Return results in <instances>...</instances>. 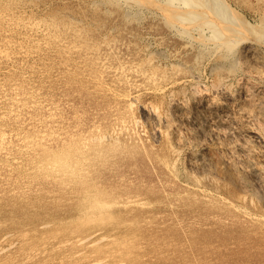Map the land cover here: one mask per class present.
<instances>
[{"label": "rangeland", "instance_id": "374dc122", "mask_svg": "<svg viewBox=\"0 0 264 264\" xmlns=\"http://www.w3.org/2000/svg\"><path fill=\"white\" fill-rule=\"evenodd\" d=\"M0 0V264H264V219L258 220L245 215L242 211L230 206L217 195H206L194 187V184L206 186L209 190L230 199L237 200L254 213L264 212V197L250 195L243 201L239 198V189L235 184L222 181L216 170L213 174L198 178L199 174L191 172L187 154L182 153L177 161L171 150L172 141L177 143L182 139L176 118H185L190 110L175 108L169 105L167 94H185L192 98V88L188 84L176 83L164 89L168 78L184 79L188 70L193 69L201 74L205 83H211L212 63L208 64L210 52H205L196 42L188 41L186 34L174 28L158 8L142 5L126 6L122 0ZM27 3H26V2ZM47 1V2H46ZM105 1V2H104ZM160 1V0H158ZM231 7L250 22L264 23V0H226ZM244 1V2H243ZM12 2V3H11ZM30 2V3H29ZM68 4H67V3ZM75 2V3H74ZM80 2V3H79ZM85 2V3H83ZM87 2V3H86ZM91 2V3H90ZM94 2V3H93ZM252 2V3H251ZM37 3V4H35ZM44 3V4H43ZM48 3V4H47ZM52 3V4H51ZM64 3V4H63ZM101 3V4H100ZM14 4L16 6H14ZM57 4V5H56ZM73 6H70V5ZM82 4V5H81ZM88 4V5H87ZM100 4V5H97ZM104 4V5H103ZM117 4V7H116ZM248 4V5H247ZM251 4V5H249ZM8 5V6H7ZM13 6V9L11 7ZM31 6V7H28ZM46 5V6H45ZM59 5V6H58ZM64 5V6H63ZM79 5V6H78ZM92 5V6H91ZM103 5V6H102ZM235 5V6H234ZM48 6V7H47ZM62 6V7H61ZM76 6V7H75ZM134 6V7H133ZM8 7L10 9H8ZM23 7V8H22ZM27 7V8H26ZM36 7V8H35ZM40 9L38 10V8ZM46 7V8H45ZM60 7V8H59ZM74 7V8H73ZM86 7V8H85ZM98 7V9H97ZM101 7V8H100ZM106 9H105V8ZM138 7V8H137ZM251 7V8H250ZM4 8V9H3ZM17 10H16V9ZM25 8V9H24ZM54 8V9H53ZM66 8V9H64ZM69 8V9H68ZM76 8V10H75ZM85 8V9H84ZM115 8V10H114ZM128 8V9H127ZM132 9V11L130 9ZM147 8V9H146ZM154 8V9H153ZM243 8V9H242ZM260 8V9H259ZM43 9V10H42ZM78 9V10H77ZM97 9V10H96ZM105 9V10H103ZM109 9V10H108ZM127 9V10H126ZM140 9V10H139ZM142 9V10H141ZM14 10V11H13ZM29 10V11H28ZM45 10V11H44ZM50 12H48V11ZM53 10V11H52ZM56 10L58 12H56ZM69 10V11H68ZM81 10V11H80ZM107 10V11H106ZM112 10V12H111ZM130 10V11H129ZM134 10V13H133ZM138 10V11H136ZM148 10V11H147ZM152 10V11H151ZM244 10V11H243ZM247 12H246V11ZM260 10V11H259ZM263 10V11H262ZM17 11V14L15 13ZM24 11V12H23ZM26 11V13H25ZM35 11V12H34ZM37 11V12H36ZM47 11V12H46ZM64 11V12H63ZM66 11V12H65ZM71 11V12H70ZM74 11V12H73ZM77 11V13H76ZM93 11V13H92ZM97 11V12H96ZM127 11V12H126ZM136 11V12H135ZM145 11V12H144ZM14 14H13V13ZM21 12V13H20ZM32 12V13H31ZM46 12V14L44 13ZM61 12V14L59 13ZM73 12V13H72ZM87 12V13H85ZM107 12V13H106ZM109 12V13H108ZM117 12V13H116ZM125 12V13H124ZM151 12V13H150ZM6 13V14H5ZM25 13V14H24ZM53 13H55L53 15ZM58 13V15H57ZM63 13V14H62ZM66 13V14H65ZM69 13V14H68ZM71 13V14H70ZM113 13V14H112ZM124 15H123V14ZM137 13V14H136ZM139 13V14H138ZM141 13V14H140ZM150 13V14H149ZM2 14V15H1ZM11 14V15H10ZM23 14V15H22ZM27 14V15H26ZM37 14V15H36ZM54 16L52 17L51 16ZM60 14V15H59ZM68 14V15H67ZM92 14V15H91ZM103 14V15H102ZM118 14V16H117ZM135 14V15H134ZM145 14V15H144ZM252 14V15H251ZM31 15V16H30ZM41 15V17H40ZM62 15V16H61ZM85 15V16H84ZM116 15V16H115ZM121 15V16H120ZM138 15V16H137ZM142 15V16H141ZM159 15V16H158ZM163 15V16H161ZM5 16V17H4ZM12 16V17H11ZM17 16V17H16ZM49 16V17H48ZM57 16V17H56ZM60 16V17H58ZM72 16V17H71ZM74 16V17H73ZM76 16V17H75ZM108 16V17H107ZM115 16V17H114ZM136 16V17H135ZM154 16V17H153ZM19 17V18H18ZM24 17V18H23ZM45 17V18H44ZM63 17V18H62ZM69 17V18H68ZM86 17V18H85ZM99 17V18H98ZM102 17V18H101ZM114 17V18H113ZM135 17V18H134ZM156 17V20L153 19ZM4 18V19H3ZM7 18V19H6ZM10 18V19H9ZM23 18V20H22ZM58 18V19H57ZM76 18V19H74ZM106 18V19H105ZM126 18V19H125ZM134 20H132V19ZM144 18V19H143ZM253 18V19H252ZM13 21H12V20ZM21 19V20H20ZM25 19V20H24ZM35 19V20H34ZM40 19V20H39ZM57 19V20H56ZM72 19V20H71ZM74 19V20H73ZM82 19V20H81ZM92 19V20H91ZM95 21H94V20ZM98 19V21L96 20ZM167 19V20H166ZM16 20V22H15ZM20 20V21H19ZM50 20V21H49ZM62 22H61V21ZM68 20V21H67ZM140 20V22H139ZM259 20V21H258ZM6 21V22H5ZM18 21V22H17ZM41 21V22H40ZM44 21V22H43ZM46 21H49L48 23ZM57 21V22H56ZM70 21V22H69ZM78 21V22H77ZM79 21H81L79 23ZM84 21V22H83ZM88 21V22H85ZM100 21V22H99ZM102 21V22H101ZM106 21V22H105ZM125 21V22H124ZM131 21V22H130ZM142 21V22H141ZM10 22V23H9ZM22 22V23H21ZM23 22H25L23 24ZM40 22V23H39ZM46 22V23H45ZM78 24H76V23ZM90 22V23H89ZM93 22V24L91 23ZM97 22H99L97 24ZM104 22V23H103ZM118 22H120L118 24ZM128 22V23H127ZM137 22V23H136ZM153 22V23H152ZM21 23V24H19ZM30 25H29V24ZM34 23V24H32ZM38 23V24H36ZM44 23V24H43ZM57 23V24H56ZM83 23V24H82ZM85 23V24H84ZM102 25H101V24ZM134 23V24H133ZM144 23V24H143ZM163 25H162V24ZM257 23V24H256ZM7 24V26L5 25ZM19 24V27H17ZM28 24V25H27ZM42 24V25H41ZM72 24V25H71ZM90 24V25H89ZM108 24V25H107ZM143 24V25H142ZM172 24V25H171ZM6 27H5V26ZM14 25V26H13ZM25 27H24V26ZM37 25V26H36ZM45 25V26H44ZM53 25V26H52ZM64 25V26H63ZM83 25V26H82ZM113 25V26H112ZM116 25V26H115ZM121 25V26H120ZM143 27H142V26ZM153 25V26H152ZM156 25V26H155ZM22 26V27H21ZM40 26V27H39ZM72 26V27H71ZM85 26V27H84ZM87 26V28H86ZM96 28H95V27ZM124 26V27H123ZM138 26V27H137ZM145 26V27H144ZM151 26V27H150ZM155 26V27H154ZM165 26V27H164ZM12 27V28H11ZM32 27V28H31ZM42 27V28H41ZM46 27V29H45ZM65 29H64V28ZM70 27V28H69ZM113 27V28H112ZM116 27V29H115ZM133 27V28H132ZM137 27V28H136ZM150 27V28H149ZM153 27V30H152ZM23 28V29H22ZM34 28V29H33ZM41 28V29H40ZM51 28V29H50ZM56 28V29H55ZM69 28V29H68ZM74 28V29H73ZM78 29V31L76 30ZM91 31H90V29ZM95 28V30H94ZM104 28V30H103ZM109 28V29H108ZM128 28V31H127ZM132 28V29H131ZM147 28V29H146ZM7 29V30H6ZM10 29V30H9ZM11 29H14L13 31ZM34 31H33V30ZM40 29V30H39ZM50 29V30H49ZM59 29V30H58ZM67 29V30H66ZM72 29V31L70 30ZM86 29V30H85ZM108 32V30H110ZM121 31H119V30ZM122 29H126L125 31ZM143 29V30H142ZM18 30V31H17ZM27 30V31H26ZM55 30V31H54ZM63 30V31H60ZM80 30V31H79ZM88 30V31H87ZM99 30V31H97ZM116 30V31H113ZM142 30V31H141ZM179 30V32H178ZM10 31V32H8ZM16 31V32H15ZM19 31L21 33H19ZM37 31V32H36ZM44 31V32H43ZM53 31V32H52ZM60 31V32H59ZM68 31V32H67ZM86 31V32H85ZM89 31L91 32L89 34ZM119 31V32H118ZM139 31V32H138ZM149 33H148V32ZM162 31V32H161ZM14 32V33H13ZM18 32V33H17ZM33 32V33H32ZM73 32H77L76 34ZM79 32V33H78ZM94 32V34H93ZM100 32V33H99ZM127 32V33H126ZM134 32V33H133ZM145 32V33H144ZM154 32V33H152ZM160 32V33H159ZM9 33V34H8ZM13 33V34H12ZM17 35H16V34ZM25 33V35H24ZM35 33V34H34ZM42 33V34H41ZM50 33V34H49ZM55 33V34H54ZM58 35H57V34ZM64 33V34H63ZM72 35H71V34ZM82 33V34H81ZM86 33V34H85ZM106 33V34H105ZM109 33V34H108ZM112 33V37L110 34ZM114 33V35H113ZM119 33V34H118ZM131 33V34H129ZM156 33V34H155ZM165 33V35H164ZM180 33V34H179ZM183 33V34H182ZM19 34V35H18ZM32 34V35H31ZM48 36H47V35ZM53 34V35H52ZM67 34V35H66ZM78 34V35H77ZM104 34V35H103ZM125 34V35H123ZM133 34V35H132ZM139 34V35H138ZM145 34V35H144ZM152 34V35H151ZM163 34V36H161ZM8 35V36H7ZM14 35V36H12ZM38 35V36H37ZM59 37V38H57ZM69 35V36H68ZM75 35V36H74ZM82 37H80V36ZM89 35V36H88ZM99 35V37H98ZM132 35V36H131ZM156 35V36H155ZM160 35V36H159ZM168 35V36H167ZM12 36V37H11ZM24 36V40H23ZM31 36V38H29ZM62 36V37H61ZM79 38H77V37ZM96 36V37H94ZM101 36H107L105 39ZM122 38H119L121 37ZM124 36V37H123ZM136 36V38L134 37ZM138 36V37H137ZM158 36V37H157ZM17 37V39H16ZM26 37V38H25ZM47 39H45V38ZM55 37V38H54ZM61 37V38H60ZM74 37V38H73ZM94 37V38H93ZM118 39H117V38ZM132 39H131V38ZM144 37V38H143ZM152 37V38H151ZM157 37V38H156ZM172 37V38H171ZM15 38V39H14ZM19 38V39H18ZM35 38V39H34ZM72 38V39H71ZM81 38V39H80ZM86 38V39H85ZM89 38V39H88ZM95 38H100L95 40ZM116 38V40H114ZM127 38V39H126ZM147 40H146V39ZM154 38V39H153ZM161 38V39H160ZM170 38V40H169ZM185 38V39H184ZM4 41L2 42L1 40ZM34 39V41H33ZM39 41H36L38 40ZM69 39V40H68ZM89 41H88V40ZM92 39V40H91ZM113 39V40H111ZM125 39V40H124ZM140 39V40H139ZM142 39V40H141ZM157 39V40H156ZM164 39V41H163ZM166 39V40H165ZM175 39V40H174ZM178 39V40H177ZM181 39V40H180ZM45 42H44V41ZM56 40V41H55ZM58 40L59 42L58 44ZM65 40V44L63 41ZM71 40V41H70ZM103 40V41H102ZM124 40V41H123ZM133 40V41H132ZM154 40V41H153ZM10 41V42H9ZM13 41V42H12ZM22 41V42H21ZM24 41V43H23ZM30 41V42H29ZM42 41V42H41ZM88 42L86 46L85 43ZM94 41V42H93ZM98 41V42H97ZM107 41V42H106ZM112 41V42H111ZM114 41V42H113ZM139 41V42H138ZM143 41V42H142ZM148 41V42H147ZM15 42V44H14ZM29 42V43H28ZM34 42V43H33ZM44 42V43H43ZM57 44H56V43ZM71 42V43H70ZM80 42V43H79ZM84 44H83V43ZM97 42V44H96ZM101 42V43H100ZM146 44H145V43ZM159 42V43H158ZM164 42V43H163ZM17 43V44H16ZM36 43V44H35ZM73 43V44H72ZM77 45H76V44ZM109 43V44H108ZM116 43V44H115ZM125 45H124V44ZM129 43V44H128ZM132 43V44H131ZM149 43V44H148ZM181 43V45H180ZM193 43V44H192ZM3 44V45H2ZM23 44V45H21ZM72 44V45H71ZM75 44V45H74ZM83 44L84 46L82 47ZM131 44V45H130ZM141 44V45H140ZM154 44V45H152ZM169 44V45H168ZM174 44V45H173ZM179 44V46H178ZM184 44V45H182ZM191 44V46H190ZM8 45V46H7ZM14 45V46H12ZM18 45V46H17ZM36 45V46H35ZM39 45V46H38ZM48 45V46H47ZM60 45V46H59ZM63 45V46H62ZM81 45V46H79ZM100 45V46H99ZM109 45V46H108ZM116 45V46H115ZM130 45V46H129ZM147 45V46H145ZM149 45V46H148ZM151 45V46H150ZM7 46V48H5ZM20 46V47H19ZM23 46V47H22ZM31 46V47H30ZM38 46V47H37ZM41 46V47H40ZM52 46V47H51ZM55 46V47H54ZM57 46V47H56ZM59 46V47H58ZM67 46V47H65ZM69 46V48H68ZM71 46V47H70ZM74 46V47H73ZM77 46H79L77 48ZM93 46V47H92ZM124 46V48H123ZM166 46V48H165ZM175 46V48H174ZM185 46V47H184ZM4 47V48H3ZM10 47V48H9ZM16 47V48H15ZM28 48L25 50V48ZM65 47V49L63 48ZM92 47L93 49H91ZM96 47V48H95ZM109 47V48H108ZM114 50H112L113 48ZM116 47V48H115ZM121 47V48H120ZM144 47V48H143ZM157 47V48H156ZM160 47V48H159ZM184 47V48H183ZM197 47V48H196ZM21 50H20V49ZM44 48V50H43ZM50 48V49H49ZM71 48V49H70ZM75 48V51L74 49ZM83 48V49H81ZM87 48V49H85ZM90 48V49H89ZM100 48V49H99ZM119 48V49H118ZM129 50H128V49ZM164 48V49H163ZM9 49V50H8ZM54 49V51H53ZM67 49V50H66ZM85 49V50H84ZM99 49V50H98ZM117 49V50H116ZM127 49V50H124ZM132 49V50H131ZM136 49V50H135ZM148 49V50H145ZM155 49V50H153ZM159 49V50H158ZM169 49V50H168ZM178 49V50H177ZM3 52H2V51ZM6 50V51H5ZM14 50V51H13ZM30 52H29V51ZM56 50V51H55ZM59 50V51H57ZM62 50V51H61ZM71 50V51H70ZM83 50V51H82ZM93 50V51H91ZM97 50V52H96ZM102 52H101V51ZM107 50V51H106ZM110 50V51H108ZM138 50V52H137ZM144 50V51H143ZM166 50V51H165ZM188 50V51H187ZM201 50V51H200ZM5 51V53H4ZM11 51V52H10ZM17 51V52H15ZM21 51V52H20ZM44 51V52H43ZM49 53L47 54V52ZM62 52V54L60 53ZM90 53H89V52ZM112 51V52H111ZM132 51V52H131ZM142 51L144 53H142ZM155 51V52H154ZM159 51V54L157 53ZM161 51V52H160ZM164 51V52H163ZM184 51V53H183ZM186 51V52H185ZM8 52V53H7ZM10 52V53H9ZM13 52V53H12ZM19 52V54H18ZM25 52V53H24ZM56 52V53H55ZM59 52V53H58ZM80 52V53H79ZM82 52V53H81ZM107 52V53H106ZM130 52V53H129ZM148 52V53H147ZM152 52V53H151ZM156 54H154V53ZM167 54H166V53ZM179 52V53H178ZM4 53V54H3ZM21 53V54H20ZM31 53V55H30ZM38 53V54H37ZM40 53V54H39ZM42 53V54H41ZM73 53V54H72ZM76 53V54H75ZM78 53V54H77ZM89 55H88V54ZM109 53V54H108ZM125 53V54H124ZM132 53V54H131ZM151 53V54H150ZM190 53V54H189ZM8 54V55H7ZM13 54V55H11ZM32 54H34L32 56ZM53 54V55H52ZM56 56H55V55ZM72 54V55H71ZM82 54V55H81ZM86 54V55H85ZM95 54V55H92ZM99 56H98V55ZM106 54V55H105ZM108 54V55H107ZM118 56H116V55ZM124 54V55H123ZM128 54V56H127ZM130 54V55H129ZM134 54V55H133ZM142 54V55H141ZM150 54V55H149ZM162 54V56L160 55ZM187 54V55H186ZM2 55V56H1ZM5 55V56H4ZM7 55V56H6ZM63 55V56H62ZM75 55V56H74ZM113 55V56H112ZM122 55V56H121ZM133 55V56H131ZM142 57H141V56ZM164 55V56H163ZM171 55V56H170ZM184 55V56H183ZM201 55V56H200ZM20 56V57H19ZM24 59H23V57ZM51 56V57H50ZM72 57V60L70 58ZM74 56V57H73ZM78 56V57H77ZM85 56V58H84ZM106 56V57H105ZM111 56V58H110ZM121 56V57H120ZM148 56V58H147ZM156 56V57H155ZM173 56V57H172ZM176 56V57H175ZM191 56V57H190ZM6 57V58H5ZM10 57V58H8ZM31 57V58H30ZM33 57V58H32ZM46 57V59H45ZM52 57L54 60H52ZM62 57H64L62 59ZM67 57V58H66ZM88 60H86L87 58ZM98 57V58H97ZM102 57V58H101ZM132 57V59H131ZM150 57V58H149ZM159 57V58H158ZM161 57V58H160ZM165 59H164V58ZM180 57V58H178ZM182 57V58H181ZM189 57V58H187ZM205 57V58H204ZM28 58V59H27ZM50 58V59H49ZM66 58V59H65ZM85 61H84V59ZM114 58V59H113ZM121 58V60L117 59ZM155 58V59H154ZM158 58V59H157ZM194 58V59H193ZM201 58V59H200ZM22 59V60H21ZM39 59V60H38ZM49 64H48V60ZM57 59V60H56ZM60 59V60H59ZM83 59V60H82ZM90 59V60H89ZM126 59V60H125ZM143 61H142V60ZM152 59V60H150ZM183 59V60H182ZM190 59V60H188ZM203 59V60H202ZM9 60V61H7ZM46 60V61H45ZM59 60V61H58ZM62 60V61H61ZM67 60V61H66ZM69 60V62H68ZM100 62H99V61ZM102 60V61H101ZM105 60V61H104ZM109 62H108V61ZM112 60V61H111ZM123 60V61H122ZM150 60V61H149ZM161 60V61H159ZM178 60V61H177ZM200 60V61H199ZM12 61V62H11ZM35 61V62H33ZM45 61V62H43ZM53 61V62H52ZM66 61V62H65ZM79 61V62H78ZM81 61V62H80ZM92 61V62H91ZM98 61V64L96 63ZM115 61V62H114ZM128 61V63H127ZM134 61V62H133ZM139 61V62H138ZM148 61V62H145ZM159 61V63L157 62ZM168 61V62H167ZM182 61V62H181ZM207 61V62H206ZM28 62V63H27ZM31 62V63H30ZM38 64H37V63ZM60 62V64H59ZM72 62V63H71ZM87 62V63H86ZM89 62V63H88ZM105 62V65L103 64ZM113 62V63H112ZM123 64H122V63ZM125 62V63H124ZM131 62V63H129ZM142 62V63H140ZM161 62V63H160ZM166 62V63H165ZM170 62H172L170 64ZM174 62V63H173ZM197 62V63H196ZM207 64H206V63ZM27 63V64H25ZM36 63V64H35ZM67 63V64H65ZM96 63V65L94 64ZM100 63V65H99ZM116 63V64H114ZM134 63V64H132ZM147 63V64H146ZM168 63V64H167ZM177 63V64H175ZM179 63V65H178ZM181 63V64H180ZM187 63V64H186ZM9 64H13L9 65ZM15 64V65H14ZM17 64V66H16ZM21 64V65H20ZM25 64V65H24ZM29 64V65H28ZM42 64V65H41ZM44 64V65H43ZM54 64V66H53ZM69 64V65H68ZM76 64V65H75ZM85 64V65H84ZM93 64V65H92ZM102 64V65H101ZM119 64V65H118ZM130 64V66H129ZM137 64V65H136ZM161 64V65H160ZM163 64V65H162ZM190 64V65H189ZM198 64V65H197ZM199 64H202L201 66ZM206 64V66H205ZM8 65V67L6 66ZM19 65V67H18ZM23 65V66H22ZM46 65V66H45ZM51 65V66H50ZM62 65V66H61ZM77 65L78 68L76 67ZM113 67H112V66ZM121 65L123 67H121ZM126 65V66H125ZM140 65V66H138ZM143 65V66H142ZM172 65V66H171ZM176 65V67H175ZM178 65V68H177ZM188 65V66H187ZM192 65V66H191ZM227 65V66H226ZM221 72L232 69L226 64ZM36 66V67H35ZM43 66V67H42ZM51 68H50V67ZM64 66V67H63ZM69 66V67H68ZM74 66V67H73ZM91 66V67H90ZM116 66V67H115ZM119 66V67H117ZM125 66V67H124ZM154 66V67H151ZM158 66V67H157ZM168 66V67H167ZM171 66V67H170ZM186 66V67H184ZM197 66V67H196ZM231 68H229V67ZM11 70H10V68ZM24 67V68H23ZM55 67V68H54ZM82 67L84 69H82ZM99 70H98V68ZM111 67V68H110ZM115 67V68H114ZM128 67V68H127ZM130 67V68H129ZM139 67V68H138ZM141 67V68H140ZM166 69V77L157 84L148 80V72L162 73ZM174 67V69L172 68ZM180 67V68H179ZM182 67V68H181ZM192 67V68H190ZM200 67V68H199ZM205 67V68H204ZM238 67V66H237ZM234 67L233 69H236ZM14 68V69H13ZM19 68V69H18ZM26 68V69H25ZM32 68V69H31ZM36 68V69H35ZM40 68V69H39ZM51 70H50V69ZM54 68V69H52ZM68 68V69H67ZM72 68V69H71ZM86 68V69H85ZM91 68V69H90ZM95 68V69H94ZM109 68V69H108ZM123 68V69H122ZM127 68V69H126ZM136 68V69H135ZM160 68V69H159ZM168 68V69H167ZM185 68V70L183 69ZM188 68V69H186ZM197 70H196V69ZM228 68V69H227ZM3 71H2V70ZM28 69V70H27ZM39 69V70H37ZM59 69V70H58ZM62 69V71H61ZM64 69V70H63ZM66 69V70H65ZM79 69V70H77ZM82 69V70H81ZM94 69V70H93ZM97 69V70H96ZM104 69V71H102ZM111 69V71H110ZM116 69V70H115ZM133 69V70H132ZM143 71H142V70ZM177 69V70H176ZM182 69V70H179ZM203 69V70H201ZM205 69V70H204ZM9 70V71H8ZM25 70V71H24ZM44 70V71H43ZM56 70V71H55ZM76 72H75V71ZM84 70L82 73L81 71ZM96 70V71H95ZM109 70V71H108ZM119 70V73H118ZM129 72H128V71ZM135 70V71H134ZM137 70V72H136ZM148 70V71H147ZM173 70V71H171ZM179 70V71H178ZM226 70V71H225ZM8 71V72H6ZM18 71V72H17ZM32 71V72H31ZM34 71V72H33ZM39 71V72H37ZM41 71V72H40ZM71 71V72H69ZM101 71V72H100ZM114 71V72H113ZM122 71V72H121ZM124 71V72H123ZM147 71V72H146ZM182 71V72H181ZM37 72V73H36ZM54 72V74H53ZM58 72V73H57ZM67 72V74H66ZM74 72V73H73ZM93 72V74H92ZM98 72V74L96 73ZM100 72V73H99ZM106 76H105V73ZM110 72V73H109ZM126 72V73H125ZM128 72V73H127ZM186 74H185V73ZM212 72V71H211ZM2 73V75H1ZM7 76H6V74ZM15 73V74H14ZM65 73V75H64ZM109 73V74H108ZM125 73V74H124ZM134 73V74H133ZM143 73V74H142ZM146 73V74H145ZM170 73V74H169ZM175 73L177 75H175ZM183 73V74H182ZM203 73V74H202ZM19 74V75H18ZM22 74V75H21ZM44 74V75H43ZM58 74V75H57ZM63 76H62V75ZM71 74V75H70ZM84 74V75H83ZM97 74V75H96ZM111 74V75H110ZM142 76H141V75ZM145 74V75H144ZM173 74V75H172ZM179 74V75H178ZM12 75V76H11ZM25 75V76H24ZM40 75V76H39ZM42 75V76H41ZM47 75V76H46ZM114 75V76H113ZM117 77H116V76ZM131 75V76H130ZM133 75V77H132ZM139 77H138V76ZM168 75V76H167ZM171 75V76H170ZM182 75V77H180ZM207 77H206V76ZM18 76V77H17ZM24 76V77H23ZM37 76V77H36ZM39 76V77H38ZM49 76V77H48ZM72 76V77H71ZM96 76V78H95ZM103 76V77H102ZM110 76V77H109ZM113 76V77H111ZM119 76V77H118ZM122 76V77H121ZM126 76V78H125ZM128 76V77H127ZM4 79H3V78ZM6 77V78H5ZM10 77V79H9ZM63 77V78H60ZM80 77V79H78ZM107 77V78H106ZM124 77V78H123ZM130 77L132 79H130ZM145 79H143V78ZM168 77V78H167ZM40 78V79H39ZM44 78V79H43ZM46 78V79H45ZM50 78V79H49ZM56 78V79H55ZM84 78V79H83ZM90 80H89V79ZM101 78V79H99ZM113 78V79H112ZM121 78V79H120ZM136 78V79H135ZM141 78V81H140ZM167 78V79H166ZM207 80H206V79ZM11 82H9V80ZM55 82H54V80ZM61 79V80H60ZM63 79V80H62ZM76 79V80H75ZM96 79V80H95ZM123 79V80H122ZM125 79V81H124ZM128 79V80H127ZM6 80V81H5ZM14 80H16L14 82ZM21 80V81H19ZM49 80V81H48ZM51 80H53L51 82ZM92 80V81H91ZM106 80V81H105ZM109 80V81H107ZM111 80V81H110ZM114 80V81H113ZM121 83H120V81ZM130 80L132 82H130ZM32 81V83H31ZM41 83H40V82ZM83 81V82H80ZM99 81V82H97ZM129 81V84L127 82ZM147 83H146V82ZM162 81V82H161ZM209 81V82H208ZM19 82V83H18ZM24 82V83H23ZM46 82V83H45ZM50 82V83H49ZM57 82V83H56ZM67 82V83H66ZM70 82V83H69ZM72 82H74L72 84ZM78 82V83H77ZM94 82V83H92ZM112 82V83H111ZM114 82V83H113ZM116 82V83H115ZM135 82V83H134ZM152 82V83H151ZM5 83V84H4ZM22 83V85H20ZM28 83V84H27ZM56 85H55V84ZM80 83V85H79ZM87 83V84H86ZM108 83V84H107ZM111 83V84H110ZM131 83V84H130ZM135 85H133V84ZM137 83V84H136ZM162 83V84H161ZM8 84V85H6ZM15 84V86H14ZM25 84L24 88L23 85ZM54 84V85H53ZM67 84V86L65 85ZM82 84V85H81ZM84 84V85H83ZM92 84V86H91ZM96 84V87L95 85ZM98 84V85H97ZM102 87H100L99 86ZM102 84V85H101ZM126 84V85H125ZM139 84V85H138ZM159 84V85H158ZM6 85V86H5ZM11 85V86H10ZM32 85V86H31ZM34 85V86H33ZM41 85V86H40ZM61 85V86H59ZM69 85V86H68ZM86 85V86H85ZM88 85V86H87ZM111 85V86H110ZM116 85V86H115ZM123 87H121V86ZM145 85V86H144ZM158 85V87H157ZM22 86V87H21ZM40 86V87H39ZM45 86V87H44ZM48 86V87H47ZM85 86V87H84ZM99 86V87H98ZM113 86V87H112ZM125 86L126 89H125ZM138 88H137V87ZM152 86V87H151ZM156 86V87H155ZM175 86V87H174ZM180 86V87H179ZM187 86V87H185ZM12 87V88H11ZM32 87V90L30 88ZM40 91H39V88ZM68 87V88H67ZM75 87V88H74ZM110 87V88H109ZM133 87V88H132ZM140 87V89H139ZM145 87V88H144ZM182 87V88H181ZM184 87V88H183ZM7 91H6V89ZM45 88V90H44ZM51 88V89H50ZM56 88V89H54ZM65 88V89H64ZM73 88V89H72ZM82 88V89H81ZM92 88V89H89ZM112 88V89H111ZM121 88V90H120ZM155 90H154V89ZM169 88V89H168ZM180 88V89H179ZM2 89V90H1ZM13 89V90H12ZM23 89V90H22ZM26 89V90H25ZM48 89V90H47ZM64 89V90H63ZM72 89V90H71ZM76 89V90H75ZM86 89V91L84 90ZM97 89V90H96ZM105 89V90H104ZM108 89V91H107ZM111 89V90H110ZM115 89V90H114ZM130 91H127L129 90ZM146 89V90H144ZM186 91H185V90ZM89 90V91H88ZM91 90V91H90ZM120 90V91H119ZM125 92H124V91ZM133 90V91H131ZM137 90V91H136ZM141 90V92H140ZM169 90V91H168ZM172 90V91H171ZM180 90H182L180 92ZM16 91V92H15ZM20 94H22L20 96ZM33 91V93H32ZM45 91V92H44ZM57 91L54 96L53 93ZM64 91V92H62ZM74 91V92H73ZM79 91V92H78ZM113 91V92H112ZM164 91V92H163ZM171 91V92H170ZM179 91V92H178ZM18 92V93H17ZM26 92V93H25ZM29 92V93H28ZM31 92V93H30ZM40 92V93H39ZM44 92V93H43ZM66 92L68 94H66ZM71 92V93H70ZM82 92V93H80ZM93 92V93H92ZM103 92V93H102ZM105 92V93H104ZM108 92V93H107ZM118 92V93H117ZM132 92V93H131ZM157 94H155V93ZM184 92V94H183ZM7 93V94H6ZM9 93V94H8ZM70 93V94H69ZM73 93V94H72ZM75 93V94H74ZM115 93H117L115 95ZM19 94V95H18ZM50 94V95H48ZM59 94V96H58ZM80 94V95H79ZM92 95L89 96V95ZM98 94H100L98 96ZM112 94V95H111ZM119 94V95H118ZM130 94L132 97H126ZM161 94V95H160ZM165 94V95H163ZM14 95V96H12ZM36 95V96H35ZM41 95V96H40ZM45 95V96H44ZM70 95V96H69ZM97 95V96H96ZM105 95V97H104ZM115 95V97H113ZM122 95V96H121ZM140 95V96H138ZM158 95V97H157ZM6 98H5V97ZM26 96V97H25ZM29 96V97H28ZM49 96V97H48ZM62 96V97H61ZM112 96V97H111ZM125 96V97H124ZM136 96V97H135ZM146 96V97H145ZM151 96V97H150ZM3 97V99L1 98ZM11 97V98H10ZM14 97V98H12ZM33 97V98H32ZM41 97V98H40ZM56 97V99H55ZM78 97V98H77ZM87 97V98H86ZM101 97V98H99ZM125 101H124V99ZM142 99H141V98ZM163 97V98H162ZM184 97V96H183ZM19 98V99H18ZM43 98V99H42ZM55 100H54V99ZM59 98H62L59 100ZM86 98V99H85ZM105 98V99H103ZM108 98V100H107ZM115 98V99H114ZM162 98V99H161ZM165 98V100H164ZM12 99V100H11ZM14 99V100H13ZM27 99V100H26ZM45 99V100H44ZM49 99V100H48ZM51 99V100H50ZM67 99V100H66ZM96 101H95V100ZM112 101V103L110 100ZM127 99V101H126ZM137 99V100H136ZM140 99V100H139ZM155 99V100H154ZM17 100V101H16ZM21 100V101H20ZM26 100V101H25ZM57 100V101H56ZM59 100V101H58ZM85 100V102H84ZM115 100V101H114ZM119 100V101H118ZM139 100V101H138ZM149 100V101H148ZM158 100V101H157ZM24 101V103H22ZM46 101V102H45ZM65 101V102H64ZM77 101V102H76ZM79 101V102H78ZM99 101V102H98ZM107 101V102H106ZM109 101V102H108ZM118 101V102H117ZM130 101V102H129ZM135 101V103H134ZM5 102V103H3ZM38 102V103H37ZM91 102V103H90ZM93 102V103H92ZM106 102V103H105ZM115 102V103H114ZM122 102V103H121ZM124 102V103H123ZM129 102V104H128ZM133 102V103H132ZM150 104H149V103ZM159 102V103H158ZM7 103V104H6ZM9 103V104H8ZM17 103V104H16ZM27 103V104H26ZM45 103V104H44ZM58 103V104H57ZM87 105H86V104ZM96 103V104H95ZM102 103V104H101ZM147 103V104H146ZM159 106H158V104ZM165 103V105H164ZM41 104V105H40ZM56 104V105H55ZM63 106H61V105ZM66 104V105H65ZM68 104V105H67ZM70 104V105H69ZM72 104V105H71ZM82 107L79 108V106ZM89 104V105H88ZM91 104V105H90ZM95 104V105H94ZM108 104V105H107ZM113 104V105H112ZM124 104V105H123ZM131 104V105H130ZM140 104V105H139ZM161 108L168 113L172 127L169 137L164 133H152L147 128L150 116L148 105ZM4 105V106H3ZM7 105V106H6ZM15 105V106H12ZM83 105L85 107H83ZM108 107H107V106ZM115 105V106H114ZM129 105V106H127ZM6 106V107H5ZM43 106V107H40ZM59 106V107H58ZM75 108H74V107ZM78 106V107H77ZM98 106V107H97ZM100 106V107H99ZM105 106V107H104ZM144 108H143V107ZM146 106V107H145ZM12 107V108H11ZM29 107V108H28ZM38 107V108H37ZM45 107V108H44ZM49 107V108H48ZM51 107V108H50ZM64 107V108H63ZM68 107V108H67ZM71 107V108H70ZM103 107V108H102ZM110 107V108H109ZM117 107V108H115ZM123 107V108H122ZM135 107V108H134ZM141 107V108H140ZM168 107V108H166ZM22 108V110H20ZM26 108V109H25ZM45 110H44V109ZM54 108V109H53ZM63 108V109H61ZM84 108V109H83ZM90 108V109H89ZM101 108V109H100ZM121 108V109H120ZM139 108V109H138ZM7 109V110H6ZM12 109V111H11ZM19 109V110H18ZM38 109V110H37ZM50 111H49V110ZM58 109V110H57ZM70 109V110H69ZM76 109V111H74ZM88 109V110H87ZM93 109V111H92ZM129 109L131 111H129ZM136 109V110H134ZM146 109V110H145ZM174 111H173V110ZM176 109V110H175ZM178 109V110H177ZM181 109V110H180ZM17 110V112L15 111ZM26 110V111H25ZM52 110V111H51ZM63 110V111H62ZM82 110V111H81ZM87 110V111H86ZM91 110V111H90ZM100 110V111H99ZM104 110V112H103ZM106 110V112H105ZM110 110V111H108ZM111 110H113L111 112ZM125 110V111H124ZM128 110V112H127ZM133 110V112H132ZM183 110V111H182ZM186 110V111H185ZM3 111V112H2ZM7 111H9L7 113ZM30 115L27 116V113ZM43 111V112H42ZM49 111V112H47ZM57 111V112H56ZM66 111V112H64ZM70 111V112H69ZM99 111V112H98ZM102 111V112H101ZM115 111V112H114ZM119 111V112H118ZM124 111V112H123ZM141 111V112H140ZM146 111V112H145ZM173 111V112H172ZM15 112V113H14ZM25 112V113H24ZM33 112V113H32ZM49 114H47V113ZM63 112V113H62ZM72 112V113H71ZM83 112V113H82ZM93 112V114H91ZM111 112V113H109ZM130 112V113H129ZM132 112V113H131ZM144 114H143V113ZM177 112V113H176ZM10 113V114H9ZM18 115H17V114ZM25 116H19V114ZM28 113V114H29ZM32 113V114H31ZM55 115H54V114ZM74 113V114H73ZM78 115H77V114ZM95 113V114H94ZM107 113V114H105ZM119 113V114H116ZM123 113V114H122ZM127 113V114H126ZM175 113V115H174ZM180 113H182L180 115ZM187 113V115H186ZM3 114V115H2ZM20 114V115H21ZM36 114V115H35ZM40 114V115H39ZM46 114V115H45ZM59 116H58V115ZM64 114V116H63ZM68 114V115H67ZM71 116H70V115ZM92 116H91V115ZM139 114V115H138ZM147 114V115H146ZM184 114V115H183ZM16 115V116H15ZM34 115V116H33ZM66 115V116H65ZM76 115V116H75ZM95 115V116H94ZM100 115V116H99ZM115 115V116H114ZM7 116V117H6ZM10 118H9V117ZM27 116V117H26ZM49 116V117H48ZM56 116V117H55ZM78 116V117H77ZM96 118H94V117ZM102 116V117H101ZM108 116V117H107ZM114 116V117H113ZM121 116V117H120ZM134 117L135 121L127 118ZM174 116V118H173ZM182 116V117H181ZM3 117V118H2ZM5 117V118H4ZM16 117V118H15ZM45 117V118H44ZM62 117V118H61ZM75 117V119H74ZM80 117V118H79ZM105 117V118H104ZM107 117V118H106ZM111 117V118H109ZM127 117V118H126ZM7 118V119H6ZM12 118V119H11ZM29 118V119H28ZM41 120H39V119ZM52 118V119H51ZM59 118V119H58ZM62 120H61V119ZM70 118V119H68ZM78 118V119H77ZM91 118V119H89ZM119 120H118V119ZM122 118V119H121ZM183 118V119H184ZM4 119V120H3ZM16 119V121H15ZM22 119L23 121H21ZM28 119V120H26ZM36 119V120H35ZM48 119V120H47ZM54 119V120H53ZM65 119V120H64ZM77 119V120H76ZM86 119V120H85ZM95 119V120H94ZM108 119V120H107ZM115 119V120H114ZM147 119V120H146ZM175 123H174V121ZM8 120V122H7ZM10 120V121H9ZM13 120V121H12ZM60 122H59V121ZM79 120V122H78ZM83 120V121H82ZM89 120V121H88ZM100 120V121H98ZM103 120V121H102ZM111 120V121H110ZM143 120V122H142ZM146 120V121H145ZM25 121L27 123H25ZM32 121H34L32 123ZM37 121V122H36ZM57 123H55V122ZM65 121V122H64ZM94 123H93V122ZM177 121V122H176ZM4 122V124H3ZM6 122V123H5ZM12 124H11V123ZM16 122V123H15ZM45 122V123H43ZM49 124H48V123ZM65 124H64V123ZM67 122V123H66ZM76 122V123H75ZM78 122V123H77ZM98 122V123H97ZM102 122V123H101ZM105 122V123H103ZM137 122V123H136ZM10 125H8V124ZM25 123V124H24ZM69 123V124H68ZM74 123V124H73ZM80 123V124H79ZM83 123V124H82ZM93 123V124H92ZM109 123V125H108ZM111 123V124H110ZM118 123V124H117ZM134 123V124H133ZM32 124V125H31ZM36 124V125H35ZM77 124V125H76ZM89 124V125H88ZM97 124V125H96ZM100 124V125H99ZM123 124V125H122ZM185 124V123H184ZM4 125L5 127H2ZM16 125V126H13ZM22 125V126H21ZM25 125V126H24ZM30 125V126H29ZM75 125V126H72ZM78 125H80L78 127ZM82 125V126H81ZM92 125V126H90ZM106 125L108 127H106ZM9 126V127H7ZM18 126V128H17ZM29 126V128H28ZM33 126V127H31ZM44 127V128H41ZM54 126V127H53ZM62 126V127H61ZM67 126V127H66ZM72 126V127H71ZM88 126V127H87ZM98 126V127H97ZM102 126V128H101ZM105 126V127H104ZM111 126V129H110ZM119 126V127H117ZM146 126V127H145ZM38 127V128H37ZM71 127V128H70ZM74 127V128H73ZM93 127V128H92ZM96 127V128H95ZM117 127V129H116ZM130 127V128H129ZM175 127V128H174ZM12 128V129H11ZM26 128V129H25ZM31 128V129H30ZM48 128V129H47ZM54 128V130H52ZM86 128V130H85ZM89 128V130L87 129ZM95 128V129H94ZM109 128V129H108ZM149 130H147V129ZM177 128V131H176ZM63 129V130H62ZM70 129V130H69ZM74 129V130H73ZM102 129V130H100ZM107 129V130H106ZM122 129V131H120ZM126 129V130H125ZM131 129V130H130ZM8 130V131H7ZM11 130V131H10ZM13 130V132H12ZM15 130V131H14ZM42 130V131H41ZM66 132H65V131ZM78 132H77V131ZM85 130V131H84ZM87 130L89 132H87ZM93 130V132H92ZM111 132H110V131ZM117 130V131H116ZM119 130V131H118ZM129 130V131H128ZM3 134H2V132ZM32 131V132H31ZM47 131V132H45ZM56 131V132H55ZM63 131V133H62ZM83 131V133H82ZM116 131V132H115ZM136 131V132H135ZM41 132V133H40ZM44 132V133H43ZM53 132V133H51ZM70 132V133H69ZM77 132V134H76ZM80 132V133H79ZM85 132V133H84ZM92 132V133H90ZM101 132V133H100ZM180 132V133H179ZM8 133V134H7ZM12 133V134H11ZM90 133V134H89ZM100 133V134H99ZM121 133V134H119ZM125 133V135H124ZM172 133V134H171ZM5 134V135H4ZM20 134V135H18ZM48 134V135H47ZM70 134V135H69ZM76 136H75V135ZM80 136H79V135ZM83 134V135H82ZM86 134V135H85ZM87 134H89L87 136ZM98 136H97V135ZM119 134V135H118ZM162 134V135H161ZM63 137H62V136ZM68 137H67V136ZM73 135V136H72ZM85 135V136H84ZM93 135V136H92ZM100 135V136H99ZM131 139L128 140L126 138ZM140 135V136H139ZM144 135V136H143ZM171 135V136H170ZM40 136V137H38ZM44 138H42V137ZM51 136V137H50ZM70 136V138H69ZM76 138H75V137ZM78 136V137H77ZM94 136L96 139H93ZM134 136V137H133ZM154 136V137H153ZM4 137V138H3ZM31 137V138H28ZM53 137V138H52ZM55 137V138H54ZM66 137V138H65ZM84 137V138H83ZM100 137V138H99ZM104 137V140L103 138ZM107 137V138H106ZM112 139H111V138ZM130 137V138H129ZM65 138V139H64ZM69 138V139H68ZM99 138V139H98ZM134 138V139H133ZM170 138V139H169ZM13 139V140H12ZM43 139V140H42ZM45 139V140H44ZM57 139V140H56ZM64 139V140H63ZM72 139V140H70ZM85 139V140H84ZM102 139V141L100 140ZM119 139V140H118ZM122 139V140H121ZM162 139V140H161ZM165 139V140H164ZM178 139V140H177ZM9 140V141H8ZM17 140V141H16ZM28 140V141H27ZM49 140V141H48ZM57 143H56V141ZM70 140V142L68 141ZM75 140V141H74ZM84 140V141H83ZM97 140V141H96ZM99 140L101 142H99ZM125 140V141H124ZM157 140V141H156ZM167 140L169 141L167 143ZM170 140H172L170 142ZM176 140V141H174ZM15 141V142H14ZM37 141V142H36ZM45 141V142H44ZM64 141V142H62ZM67 141V142H65ZM81 141V142H79ZM91 141V142H90ZM111 141V142H109ZM115 141V142H114ZM123 141V142H122ZM129 142V144L127 142ZM138 141V142H137ZM141 141V142H140ZM156 141V142H155ZM9 142V143H8ZM30 142V143H29ZM40 144H39V143ZM62 142V143H61ZM72 142V143H71ZM75 142V144H74ZM77 142V143H76ZM79 142V143H78ZM82 142L85 144H82ZM93 142V143H92ZM98 142V143H97ZM103 142V143H102ZM106 142V143H105ZM38 143V144H37ZM43 143V144H41ZM46 143V144H45ZM53 143V144H52ZM65 143V144H64ZM69 143V144H68ZM81 143V144H80ZM89 143L91 145L86 144ZM107 144V146L105 144ZM113 143V145H112ZM127 143V144H126ZM130 143H132L130 145ZM138 145H137V144ZM167 143V144H165ZM12 144V145H11ZM14 144V145H13ZM16 144V145H15ZM22 144V145H21ZM59 144V146L57 145ZM62 144V145H61ZM72 144V145H70ZM95 144V146H94ZM101 144V146H100ZM119 144V145H116ZM124 144V145H123ZM161 144V145H160ZM27 145V146H26ZM54 145V147H53ZM67 145V146H66ZM69 145V147H68ZM78 147H76V146ZM83 145V146H82ZM98 145V146H97ZM105 145V146H103ZM126 145V146H125ZM167 145V146H166ZM4 146V147H3ZM15 146V147H13ZM21 146V147H20ZM25 148H24V147ZM35 146V147H34ZM47 146V147H46ZM49 146V147H48ZM57 146V147H56ZM115 147V150L113 149ZM120 149H118L119 147ZM141 146V147H140ZM166 146V148H165ZM6 147V148H5ZM8 147V148H7ZM20 147V148H19ZM32 147V148H31ZM40 147V148H39ZM55 150H53V148ZM59 147V148H58ZM63 147V148H62ZM71 147V148H70ZM82 149H77V148ZM87 147V148H86ZM102 147V149H101ZM104 147V148H103ZM111 147V148H109ZM123 147V148H122ZM169 147V148H168ZM62 148V149H61ZM67 148V149H66ZM73 148V149H72ZM128 148V149H127ZM135 148V149H133ZM146 150H145V149ZM152 148V149H151ZM8 149V151H7ZM18 149V150H17ZM20 149V150H19ZM26 149V150H25ZM32 149V150H30ZM52 151H50V150ZM58 149V150H57ZM87 149V150H85ZM108 149V152H106ZM110 149H112L110 151ZM127 149V150H126ZM131 149V150H130ZM139 149V150H138ZM149 149V151H148ZM186 149L187 148H183ZM211 152H210V150ZM13 150V151H12ZM36 152H33V151ZM42 150V151H41ZM44 150H48L47 152ZM66 151L64 153V151ZM69 150V151H68ZM77 151V152H74ZM83 152H81V151ZM85 150V151H84ZM120 150V151H118ZM126 150V151H125ZM137 150V151H136ZM142 150V151H140ZM155 150V152H154ZM207 150V151H206ZM24 151V152H23ZM71 151L72 156H71ZM80 151V153H79ZM97 151V152H96ZM105 151V152H104ZM115 151V152H114ZM131 153H129V152ZM138 153H136V152ZM213 163L218 164V152L211 145L204 148ZM209 151V152H208ZM11 152V153H10ZM16 152V153H14ZM52 153L48 154V153ZM62 152V153H61ZM69 152V154H68ZM111 154H108L110 153ZM113 152V153H112ZM121 152V154H117ZM126 152V153H125ZM128 152V153H127ZM154 154H153V153ZM214 154H213V153ZM9 153V154H8ZM22 153V154H20ZM36 153V154H35ZM47 153V154H46ZM55 153V154H53ZM59 153V155H58ZM88 153V155H87ZM133 153V155H132ZM210 153V154H209ZM8 154V155H6ZM13 154V155H12ZM15 154V155H14ZM30 154V155H29ZM41 154V155H40ZM78 154V155H77ZM90 154V155H89ZM94 154V155H93ZM108 154V155H107ZM115 154V155H114ZM131 154V156H130ZM169 157H168V155ZM173 156H171V155ZM4 155V156H3ZM6 155V156H5ZM22 155V156H21ZM28 155V156H27ZM31 155H35L34 157ZM39 155V156H38ZM44 155V156H43ZM50 155V156H49ZM108 158H105V156ZM138 155V156H137ZM165 157H164V156ZM212 155V156H211ZM217 155V156H216ZM2 156V157H1ZM26 156V157H25ZM53 156V159H52ZM61 156V158L59 157ZM80 156V157H79ZM86 156V157H85ZM92 156V157H91ZM97 158H96V157ZM106 156V157H107ZM119 156V157H118ZM157 156V157H156ZM214 156V157H213ZM13 157V158H12ZM72 157V158H71ZM78 159H77V158ZM84 157V158H83ZM115 157V158H114ZM134 157V158H133ZM139 157V158H138ZM161 159H160V158ZM184 160H182L183 158ZM217 159H216V158ZM7 158V159H6ZM24 158V159H23ZM41 160H40V159ZM57 158V159H56ZM66 158V159H65ZM73 162H71L72 160ZM80 158V159H79ZM95 160H94V159ZM104 158V159H103ZM114 160H113V159ZM119 158V159H118ZM156 158V159H155ZM170 158V159H169ZM14 159V160H13ZM44 159L46 160L44 162ZM49 159H52L49 161ZM69 159V160H68ZM82 159V160H81ZM90 159V160H89ZM92 159V160H91ZM110 159V160H109ZM6 160V161H5ZM40 160V161H39ZM57 162H55V161ZM67 160V162H66ZM98 160V162H97ZM99 160H102L99 161ZM107 160V161H105ZM109 160V162H108ZM114 162H113V161ZM164 162H163V161ZM5 161V162H4ZM32 161V162H31ZM36 161V162H35ZM53 161V162H52ZM69 161V162H68ZM89 161V162H88ZM169 161V162H168ZM174 161V162H173ZM8 162V163H7ZM10 162V163H9ZM40 164H39V163ZM52 162V163H51ZM81 162V163H80ZM87 162V164H86ZM113 162V163H112ZM160 162V163H159ZM167 162V163H166ZM184 162V163H183ZM19 163V164H18ZM21 163V164H20ZM38 163V164H37ZM42 163V164H41ZM99 163V164H98ZM104 163V164H103ZM111 163V164H110ZM178 166H177V164ZM182 163V164H181ZM36 164V165H35ZM46 164L48 166L46 167ZM62 164V165H61ZM71 164L73 165L71 167ZM79 164V165H78ZM81 164V166H80ZM84 164V165H83ZM86 164V166H85ZM90 164V165H89ZM176 164V165H175ZM18 165V166H17ZM45 171L43 173L40 168ZM41 165V166H40ZM45 165V166H44ZM53 165V166H52ZM88 165V166H87ZM92 165V167H91ZM102 165V166H101ZM165 165L166 168H165ZM184 165V166H182ZM24 166V167H23ZM89 166L91 168H89ZM175 166V167H174ZM17 167V168H16ZM23 167V168H22ZM44 167V168H42ZM79 167V168H78ZM99 168L97 170V168ZM110 167V168H109ZM159 167V169H158ZM161 167V168H160ZM182 167V168H181ZM186 169H185V168ZM6 168V169H5ZM36 168V169H35ZM56 168V169H55ZM66 168V169H65ZM80 168L82 171H80ZM87 168V169H85ZM94 168V169H93ZM103 168V169H101ZM163 168V170H162ZM174 168V169H173ZM189 168V169H188ZM17 169V170H16ZM68 169V170H67ZM107 169V170H106ZM176 169H179L175 171ZM182 169V170H181ZM5 170V171H3ZM22 170V171H21ZM26 170V171H25ZM39 172H36V171ZM61 170V171H60ZM73 170V171H72ZM85 173H84V171ZM87 170V171H86ZM94 170V171H93ZM111 170V171H110ZM117 170V171H116ZM160 170V171H159ZM170 170V171H169ZM173 170V171H172ZM186 170V171H185ZM11 171V172H10ZM48 171V172H47ZM65 171V172H64ZM162 171V172H161ZM168 171V172H167ZM188 171V172H187ZM3 172V173H2ZM7 172V174H6ZM15 172V173H14ZM35 172V173H33ZM42 172V173H41ZM55 172V173H53ZM80 172V173H79ZM114 172V173H113ZM187 172V173H186ZM2 173V174H1ZM31 173V174H30ZM53 175H51V174ZM90 173V174H89ZM92 173V174H91ZM94 173V174H93ZM177 173V174H176ZM5 174V175H4ZM19 174V175H18ZM24 174V178H23ZM33 174V175H32ZM37 176H36V175ZM39 174V175H38ZM44 174V175H43ZM48 174V176H47ZM50 174V175H49ZM75 174V175H74ZM140 174V175H139ZM175 174V175H174ZM192 174V175H191ZM197 176H196V175ZM12 175V176H11ZM30 175V176H29ZM66 175V176H65ZM68 175V176H67ZM92 175V176H90ZM100 175V177H99ZM128 175V176H127ZM160 175V176H159ZM167 175V176H166ZM210 175V176H208ZM19 176V177H18ZM45 176V177H43ZM58 176V177H57ZM83 176V177H82ZM87 176V177H86ZM103 176V177H102ZM127 176V177H126ZM165 176V177H164ZM171 176V177H170ZM177 176V177H175ZM189 176V177H188ZM5 179H4V178ZM17 179H16V178ZM54 177L57 179H54ZM69 177V178H68ZM76 177V178H75ZM81 179H80V178ZM87 179H86V178ZM93 177V179H92ZM95 177V178H94ZM106 177V178H105ZM169 177V178H168ZM213 177V178H212ZM215 177V178H214ZM10 178V179H9ZM35 178V179H34ZM46 178V179H45ZM50 178V179H49ZM53 178V180H52ZM60 178V179H59ZM129 178V179H127ZM135 178V179H134ZM177 178V179H176ZM190 178V180H189ZM196 178V179H195ZM208 178V179H207ZM220 178V179H219ZM3 179V181H2ZM20 179V180H18ZM32 179V180H30ZM49 181H48V180ZM78 179V180H77ZM84 179V180H83ZM149 181H148V180ZM154 179V180H153ZM158 179V180H157ZM173 179V180H172ZM188 179V180H187ZM194 179V180H193ZM200 179V180H199ZM8 180V181H7ZM17 180V181H16ZM22 180V181H21ZM28 181V182H24ZM55 180V181H54ZM88 180V181H86ZM93 180V181H92ZM116 180V181H115ZM141 180V181H140ZM146 180V181H145ZM181 180V181H179ZM204 180V181H203ZM217 180V182H216ZM7 181V182H6ZM19 181V182H18ZM33 181V182H32ZM39 181V182H37ZM43 184H42V182ZM47 181V182H46ZM62 181V182H61ZM67 181V182H66ZM121 181V182H120ZM138 181V183H137ZM194 181V182H193ZM221 181V182H220ZM17 182V183H16ZM24 182V184H23ZM31 182L33 185H31ZM35 182V183H34ZM53 182V183H52ZM70 182V183H69ZM79 182V183H78ZM82 182V183H81ZM143 182V183H142ZM152 182V183H151ZM205 182V183H204ZM21 183V184H20ZM56 183V184H55ZM58 183V184H57ZM90 183V184H89ZM97 183V184H96ZM181 183V184H180ZM191 183V184H190ZM218 183V184H217ZM224 183V184H223ZM17 184V185H16ZM37 184V186H36ZM60 184V186H59ZM64 184V185H63ZM83 184V185H82ZM85 184V185H84ZM87 184V185H86ZM92 184V185H91ZM186 184H190L186 186ZM208 184V185H207ZM19 185V186H18ZM22 185V186H21ZM54 187H53V186ZM66 185V186H65ZM71 185V186H69ZM80 185L82 188H80ZM91 185V186H90ZM146 185V186H145ZM175 185V186H173ZM182 185V186H181ZM192 185V186H191ZM216 185V186H215ZM27 186V188H26ZM29 186V188H28ZM33 186V187H32ZM79 186V187H76ZM84 186V187H83ZM89 186V187H88ZM92 186H95L94 188ZM211 186V187H210ZM213 186V187H212ZM223 186V187H222ZM227 186V188H226ZM232 186V187H231ZM2 187V188H1ZM14 187V188H13ZM44 187V188H43ZM48 187V188H46ZM50 187V188H49ZM91 187V189H89ZM101 189H100V188ZM147 187V188H146ZM176 187V188H175ZM182 187V188H181ZM22 188V189H21ZM25 188V189H23ZM32 190H31V189ZM35 188V189H34ZM42 188V189H41ZM57 188V190H55ZM59 188V189H58ZM63 188V189H62ZM69 188V189H68ZM71 188V189H70ZM77 188V189H76ZM78 188H80L78 190ZM84 188V189H83ZM87 188V189H86ZM174 188V189H173ZM193 190H192V189ZM219 190H218V189ZM236 188V189H235ZM14 189V190H13ZM18 189V190H17ZM39 189V190H38ZM47 189V190H46ZM66 189V190H65ZM100 189V190H99ZM145 189V190H144ZM178 189V191H177ZM181 189V190H180ZM216 189V190H215ZM221 189V190H220ZM232 189V190H231ZM11 190V191H10ZM28 192L26 195V192ZM31 192H30V191ZM35 190V191H33ZM46 190V191H45ZM82 190V191H81ZM102 190V191H101ZM150 190V191H149ZM177 192H176V191ZM184 190V191H183ZM191 192L189 198V192ZM231 190V191H230ZM237 190V191H236ZM6 191V192H4ZM17 191V192H16ZM19 191V192H18ZM22 191V192H21ZM43 191V192H42ZM66 191V192H65ZM68 191V192H67ZM88 191V192H86ZM91 191V192H89ZM106 191V192H105ZM170 191V192H169ZM180 191V192H179ZM186 191V192H185ZM194 193H193V192ZM2 192V193H1ZM24 192V194H23ZM34 192V193H33ZM37 192V193H36ZM39 192V193H38ZM55 192V194H54ZM64 192L66 193L64 195ZM71 192V194H70ZM73 192L75 194H73ZM84 192V193H83ZM94 192V193H93ZM101 192V194H100ZM156 192V193H155ZM162 192V193H161ZM172 192V193H171ZM183 192V193H182ZM223 192V193H222ZM10 193V194H9ZM17 193V194H16ZM33 193V194H32ZM36 193V194H35ZM43 195H41V194ZM92 193V194H91ZM106 194V197L104 194ZM109 193V194H108ZM150 193V194H149ZM164 193V194H163ZM175 193V194H174ZM193 193V194H192ZM231 195H230V194ZM39 194V195H38ZM54 194V195H53ZM83 194V195H82ZM112 194V195H111ZM157 194V195H156ZM179 194V195H178ZM228 194V195H227ZM14 195V196H13ZM50 195V196H48ZM59 195V196H58ZM74 195V198H73ZM170 195V196H169ZM193 195V196H192ZM235 195V196H234ZM16 196V197H15ZM37 196V197H36ZM40 196V197H39ZM42 196H44L42 198ZM62 196V197H61ZM64 196V197H63ZM84 196V198H82ZM201 196V197H200ZM206 196V197H205ZM211 196V197H210ZM217 196V197H216ZM232 196V198H231ZM5 197V198H3ZM30 197V198H29ZM54 197V199H53ZM56 197V198H55ZM58 197V198H57ZM76 197V198H75ZM79 199H78V198ZM111 197V198H110ZM125 197V198H124ZM163 197V198H162ZM195 197V198H193ZM12 198V199H11ZM18 200H16V199ZM47 198V199H45ZM62 198V199H61ZM67 201H64V199ZM70 198V199H69ZM103 198V200H101ZM119 198V199H118ZM177 198V199H176ZM206 198V199H205ZM210 198V199H209ZM216 198V199H214ZM218 198V199H217ZM259 198V199H256ZM10 199V200H9ZM16 201H15V200ZM20 199V200H19ZM24 199V200H23ZM27 199V200H26ZM32 199V201L30 200ZM51 199V203H50ZM58 201H57V200ZM97 199V200H96ZM100 199V200H98ZM108 199V201H107ZM118 199V200H117ZM146 199V200H145ZM164 199V200H163ZM196 199V200H195ZM253 199V200H252ZM14 200V201H13ZM29 200V201H28ZM71 200V201H70ZM75 200V201H74ZM92 200V201H91ZM112 200V202H111ZM124 200V201H123ZM131 200V201H129ZM134 200V201H133ZM151 204L149 203V201ZM153 200V202H152ZM201 200V201H200ZM203 200V201H202ZM249 200V201H248ZM252 200V201H251ZM3 201V202H2ZM8 203H7V202ZM36 204H35V202ZM38 201V202H37ZM110 201V202H109ZM123 201V202H122ZM129 201V202H128ZM137 201H139L137 203ZM143 201V202H142ZM157 201V202H156ZM162 206H161V204ZM164 201V202H163ZM166 201V202H165ZM194 201V202H193ZM206 201V203H205ZM212 201V203H211ZM261 203H260V202ZM32 204H30V203ZM41 202V203H39ZM45 202V203H43ZM54 202V203H53ZM58 202V203H57ZM64 204H63V203ZM76 202V203H74ZM86 202V203H85ZM101 202V203H97ZM103 202V203H102ZM105 202V203H104ZM108 202V204H107ZM132 202V203H130ZM143 204H142V203ZM155 202V203H154ZM163 202V203H162ZM190 205L193 203V207ZM198 202V203H196ZM209 202V203H208ZM215 202V204H214ZM222 202V203H220ZM7 203V204H6ZM17 203V204H16ZM39 203V204H38ZM53 203V204H52ZM56 203V204H55ZM71 203V204H70ZM118 203V204H117ZM125 203V204H124ZM127 203V204H126ZM140 203V204H139ZM147 203V204H146ZM153 203V204H152ZM179 203V204H177ZM204 207H203V204ZM209 205H208V204ZM224 203V204H223ZM9 204V206H8ZM22 204V205H21ZM46 204V205H45ZM49 204V205H48ZM59 204V205H58ZM61 204V205H60ZM67 204V205H66ZM79 204V205H78ZM86 204V205H85ZM122 204V205H120ZM129 204V205H128ZM160 204V205H159ZM182 204V205H180ZM186 206H185V205ZM200 204V205H198ZM220 204V205H219ZM227 204V206H226ZM18 206V208L16 206ZM24 205V206H23ZM26 205V206H25ZM28 205V206H27ZM37 205V206H36ZM39 205V206H38ZM96 205V206H93ZM103 205V206H101ZM147 205V206H146ZM153 205V206H152ZM174 207H173V206ZM207 205V206H205ZM214 205V206H212ZM261 205V206H260ZM263 205V206H262ZM8 206V207H7ZM14 206V207H13ZM35 206V207H34ZM47 206V209L46 207ZM49 206V208H48ZM61 206V207H60ZM99 206V207H98ZM101 206V207H100ZM114 206V208H113ZM121 206V207H120ZM144 206V207H143ZM152 206V207H149ZM159 206V207H158ZM171 208H169V207ZM176 206V207H175ZM184 206V207H183ZM199 206V209H198ZM217 206V207H215ZM226 206V207H225ZM22 207V208H20ZM26 207V208H25ZM28 207V208H27ZM40 207V208H39ZM56 207V208H55ZM74 207V210H73ZM79 207V208H78ZM87 207V208H86ZM118 207V208H116ZM162 207V208H161ZM166 207V208H165ZM173 207V208H172ZM192 209H190V208ZM214 207V208H213ZM220 207V208H219ZM222 207V209H221ZM229 207V208H228ZM231 207V209H230ZM262 207V208H261ZM6 208V209H5ZM16 208V209H15ZM37 210H35V209ZM39 208V209H38ZM46 211H44L43 210ZM65 208V209H64ZM67 208V209H66ZM121 208V209H120ZM136 208V209H135ZM161 208V209H160ZM164 208V209H163ZM168 208V209H167ZM180 208V209H179ZM195 208V210H193ZM205 210H204V209ZM42 209V210H41ZM53 209V210H52ZM60 209V210H58ZM73 211H72V210ZM77 209V210H76ZM82 209V210H81ZM121 213H120V210ZM125 209V210H124ZM129 209V210H128ZM155 209V210H154ZM170 209V210H169ZM172 209V210H171ZM203 209V210H201ZM212 209V210H211ZM229 209V210H228ZM253 209V210H252ZM7 210V212H5ZM9 210V211H8ZM15 212H14V211ZM23 210V211H22ZM81 210V211H80ZM112 213H110V211ZM119 210V211H118ZM123 210V211H122ZM216 210V211H215ZM232 210V211H231ZM4 211V212H3ZM13 211V212H12ZM32 211V212H31ZM50 211V212H49ZM55 211V212H54ZM64 211V212H63ZM68 211V212H66ZM76 211V212H75ZM80 211V212H79ZM92 211V212H91ZM97 211V212H96ZM109 211V212H108ZM116 211V212H114ZM182 211V213H181ZM189 211V212H188ZM193 211V212H192ZM224 211V212H222ZM239 211V212H238ZM257 211V212H256ZM17 212V213H16ZM21 212V213H20ZM26 212V213H25ZM54 212V213H53ZM61 212V213H60ZM72 212V213H71ZM75 212V213H74ZM80 214H78V213ZM123 212V213H122ZM220 212V213H219ZM222 212V213H221ZM261 212V213H260ZM13 213V214H12ZM28 213V214H27ZM42 213V214H41ZM44 213V214H43ZM82 213V214H81ZM99 213V214H98ZM118 213V214H117ZM208 213V214H207ZM215 213V214H214ZM228 213V214H227ZM235 213V215H234ZM4 214V215H3ZM23 214V215H22ZM41 214V215H40ZM54 214V215H53ZM72 214V215H69ZM78 214V215H77ZM85 214V215H84ZM94 214V215H93ZM97 214V215H95ZM143 216H142V215ZM183 214V215H182ZM210 214V215H209ZM237 214V216H236ZM37 215V216H35ZM47 215V216H46ZM99 215V216H98ZM106 215V216H105ZM120 215V217H118ZM127 217H126V216ZM155 215V216H154ZM10 216V217H9ZM12 216V217H11ZM53 218H50V217ZM56 216V217H54ZM67 216V217H66ZM75 216V217H74ZM81 216V217H80ZM115 216V217H112ZM125 218H124V217ZM152 216V217H151ZM208 216V217H207ZM242 216V217H241ZM44 217V219H42ZM46 217V218H45ZM58 217V218H57ZM64 217V218H61ZM74 217V218H73ZM95 217V218H94ZM106 217V218H105ZM108 217V218H107ZM118 217V218H116ZM199 217V218H198ZM250 217V218H249ZM4 218L5 221H4ZM22 218V219H21ZM27 218V219H26ZM38 218V219H37ZM50 218V219H49ZM67 218V219H65ZM76 218V219H75ZM92 218V219H91ZM97 218V219H96ZM105 218V219H104ZM122 218V219H121ZM139 218V219H137ZM143 218V219H141ZM150 218V220H148ZM153 220H152V219ZM2 219V220H1ZM10 219V220H9ZM52 219V220H51ZM54 219V220H53ZM60 219V220H59ZM65 219V221H64ZM83 221H82V220ZM99 219V220H98ZM107 219V220H106ZM120 219V220H119ZM126 219V221H125ZM180 219V220H179ZM203 219V220H202ZM253 219V220H252ZM257 221H256V220ZM8 220V221H6ZM37 220V221H36ZM47 220V222H46ZM62 220V221H61ZM73 220H75L73 222ZM80 220V221H79ZM89 220V221H88ZM94 220V221H93ZM104 220V221H103ZM123 220V221H121ZM134 220V221H133ZM136 220V221H135ZM147 220V222H146ZM152 220V221H151ZM239 220V221H238ZM251 220V221H250ZM34 221V222H33ZM41 221V222H40ZM43 221V222H42ZM88 221V222H86ZM119 221V222H118ZM133 221L132 223H129ZM151 221V222H150ZM242 221V222H241ZM248 221V222H247ZM261 221V222H260ZM5 222V223H3ZM9 222V224H8ZM17 222V223H15ZM27 222V223H26ZM38 222V223H37ZM57 224H56V223ZM102 222H104L102 224ZM123 222V223H121ZM209 222V223H208ZM220 222V223H219ZM232 222V223H230ZM255 222V223H254ZM257 222V223H256ZM30 223V224H29ZM44 223V224H43ZM80 223V226H79ZM83 223V224H82ZM98 223L100 225H98ZM107 223V224H106ZM117 223V224H116ZM120 223V224H119ZM8 224V225H7ZM12 224V225H11ZM18 224V225H17ZM23 224V225H21ZM28 224V225H27ZM40 224V225H39ZM42 224V225H41ZM63 224V225H62ZM66 224V225H65ZM75 224V225H74ZM204 224V225H203ZM224 224V225H223ZM226 224V225H225ZM244 224V226L242 225ZM257 224V225H256ZM3 225V226H2ZM59 225V226H58ZM144 225V226H143ZM160 225V226H159ZM240 225V226H239ZM241 225L243 226L241 228ZM5 226V227H4ZM31 226V227H30ZM36 226V227H35ZM76 226V227H75ZM137 226V227H136ZM159 226V227H158ZM219 226V227H218ZM254 226V227H253ZM263 228H262V227ZM9 227V228H8ZM23 227V228H22ZM26 227V228H24ZM28 227V228H27ZM79 227V228H78ZM117 227V228H116ZM122 227V228H121ZM143 227V228H142ZM164 229H163V228ZM168 227V228H167ZM181 227V228H180ZM205 227V228H204ZM230 227V228H229ZM238 227V228H237ZM240 227V228H239ZM250 227V228H249ZM253 227V228H252ZM17 228H20L17 229ZM32 228V231L29 230ZM34 228V229H33ZM67 228V229H66ZM69 228V229H68ZM75 228V229H74ZM78 228V229H77ZM86 228V229H85ZM88 228V229H87ZM114 228V230H113ZM121 228V229H120ZM139 228V229H138ZM141 228V229H140ZM190 228V229H189ZM214 228V229H213ZM224 228V229H223ZM228 228V229H227ZM244 228V229H243ZM246 228V229H245ZM261 228V229H260ZM14 229V231H13ZM25 229V230H23ZM38 229V230H37ZM46 229H48L46 231ZM53 229V230H52ZM58 229V230H57ZM64 231H63V230ZM71 229V230H70ZM146 229V230H145ZM174 229V230H173ZM176 229V230H175ZM235 229V230H234ZM252 229V230H251ZM7 230V231H6ZM9 230V231H8ZM12 230V231H11ZM18 230V231H16ZM27 230V231H26ZM31 232L29 233L28 232ZM35 230V231H34ZM45 230V231H44ZM55 230L57 232H55ZM74 230V231H73ZM77 230V231H76ZM79 230V231H78ZM100 230V231H99ZM161 230V231H159ZM189 230V231H188ZM202 230V231H201ZM205 230L207 232H205ZM209 230V231H208ZM214 230V231H213ZM230 230V231H228ZM250 230V231H249ZM261 230V231H260ZM23 231L24 234H23ZM34 231V232H33ZM39 231V233H38ZM61 231V232H60ZM81 231V232H80ZM99 231L102 238L90 237L79 241L88 233ZM175 231V232H174ZM190 233H188V232ZM197 231V232H196ZM213 231V232H212ZM218 231V232H216ZM226 231V232H225ZM237 231V232H236ZM253 231V232H252ZM8 232V233H7ZM13 232V235H11ZM18 234H16V233ZM41 232V233H40ZM60 232V233H59ZM70 232V233H69ZM72 232V234H71ZM75 232V233H74ZM79 232V233H77ZM194 232V233H193ZM196 232V233H195ZM202 232V233H201ZM241 232V233H240ZM245 232V233H244ZM5 233V234H4ZM22 233L23 235H21ZM33 233V234H32ZM43 233V235H42ZM51 233V234H50ZM63 233V234H62ZM121 233V234H120ZM124 233V234H123ZM141 233V234H140ZM204 233V234H203ZM210 233V235L208 234ZM213 233V235H212ZM222 233V234H221ZM47 234V235H46ZM70 234V235H69ZM107 234V235H106ZM112 234V235H111ZM118 234V235H117ZM127 234V235H126ZM137 234L140 235L137 237ZM168 234V235H167ZM184 234V235H183ZM204 236H203V235ZM208 234V235H207ZM215 234V236H214ZM226 234V235H224ZM228 234V235H227ZM231 234V235H230ZM240 234V235H239ZM246 234V235H245ZM248 234V235H247ZM254 234V235H253ZM6 235V236H4ZM11 235V236H10ZM26 235V236H25ZM35 235V236H34ZM49 235V236H48ZM52 235V236H51ZM57 235V237H56ZM63 235V236H62ZM68 235V236H67ZM107 237H105V236ZM131 235V236H130ZM143 235V236H142ZM153 235V236H152ZM161 235V236H160ZM224 235V236H223ZM4 236V237H3ZM13 236V237H12ZM17 236H21L20 238ZM24 236V237H23ZM34 236V237H33ZM46 236V237H45ZM75 240H74V237ZM109 236V237H108ZM175 236V237H174ZM181 236V237H180ZM193 238H192V237ZM197 236V238H195ZM214 236V237H213ZM226 236V237H225ZM260 236V237H259ZM12 237V238H10ZM16 237V238H14ZM23 237V238H22ZM31 237V238H30ZM69 237V238H68ZM79 239H78V238ZM114 237V238H112ZM118 239H117V238ZM123 237V238H122ZM137 237V238H136ZM152 237V239H151ZM173 239H172V238ZM205 237V238H204ZM220 237V238H219ZM232 237V238H230ZM260 239H259V238ZM3 238V239H2ZM9 238V239H8ZM26 238V240H25ZM68 238V239H67ZM93 238V239H92ZM94 242H92L93 240ZM111 238V239H110ZM121 238V239H120ZM144 238V239H143ZM204 238V239H203ZM217 239V241L215 239ZM255 238V239H254ZM2 239V240H1ZM14 239V240H13ZM78 239V241H77ZM100 239V240H99ZM116 239V240H115ZM120 239V240H119ZM123 239V240H122ZM135 239V240H134ZM229 239V240H228ZM244 239V240H243ZM249 239V240H248ZM10 240V241H9ZM23 240V242H22ZM63 242H62V241ZM112 240V241H111ZM114 240V241H113ZM118 240V241H117ZM131 240L133 244H131ZM154 240V241H152ZM201 240V241H200ZM207 240V241H206ZM209 240V241H208ZM247 240V241H246ZM16 241V242H15ZM68 243H66V242ZM74 241V242H73ZM87 241V244H85ZM122 243H121V242ZM126 241V242H124ZM130 241V242H129ZM138 241V243H137ZM173 241V242H172ZM191 241V242H190ZM212 241V242H210ZM10 242V243H9ZM20 242V243H19ZM78 242V243H77ZM92 242V243H91ZM136 244H135V243ZM144 242V243H143ZM161 242V243H160ZM163 242V243H162ZM199 242V244H198ZM203 244H202V243ZM208 242V243H207ZM222 242V243H221ZM7 243V244H6ZM26 243V244H25ZM34 243V244H33ZM37 243V244H36ZM44 243V244H43ZM60 243V245H59ZM63 243V244H62ZM70 243V244H69ZM73 243V244H72ZM76 243V244H75ZM81 243V245H79ZM102 243V244H101ZM106 243V244H105ZM108 243V244H107ZM112 243V244H109ZM129 243V245H128ZM160 243V244H159ZM215 243V244H214ZM12 246L10 247V245ZM58 244V245H57ZM66 244V245H65ZM75 244V245H74ZM85 244V245H84ZM94 244L93 246H91ZM97 244V245H96ZM106 246H104V245ZM119 244V245H118ZM141 244V245H139ZM143 244V245H142ZM15 245V246H14ZM23 245V246H22ZM36 245V246H35ZM57 245V246H56ZM65 245V246H64ZM69 245V246H68ZM83 245V246H82ZM99 245L101 249L99 248ZM114 245V247H113ZM126 245V247H125ZM180 245V248L178 247ZM186 245V246H185ZM205 245V246H204ZM7 247V248H4ZM9 246V247H8ZM30 246V247H29ZM35 248H33V247ZM56 246V247H54ZM97 246V247H96ZM108 246V247H107ZM111 246V247H110ZM129 246V247H128ZM131 246L133 248H131ZM136 246V247H135ZM138 246V248H137ZM150 246L152 248H150ZM190 246V247H189ZM203 246V247H202ZM25 247V248H24ZM32 247V248H31ZM58 247V248H57ZM62 247V248H61ZM66 247V248H65ZM70 247V248H69ZM72 247V248H71ZM78 247V248H77ZM91 247V248H90ZM113 247V248H112ZM141 249H140V248ZM143 247V248H142ZM149 247V248H148ZM156 247V248H154ZM186 247V248H185ZM9 248V249H8ZM13 248V249H12ZM17 248V249H15ZM20 248V250H18ZM24 248V249H23ZM38 248V249H37ZM40 248V249H39ZM80 248V250H79ZM88 248V249H87ZM99 248V249H98ZM105 250H104V249ZM115 248V250H114ZM117 248V249H116ZM120 248V249H119ZM136 248V250H133ZM168 248V249H167ZM172 248V249H171ZM185 248V249H184ZM242 248V249H241ZM12 249L11 251H9ZM33 249V250H32ZM47 251H45V250ZM55 249V251H53ZM76 249V250H74ZM90 249V250H89ZM96 252H94L95 250ZM150 249V250H149ZM154 249V250H153ZM182 249V250H181ZM8 250V251H7ZM31 250V251H30ZM50 250V251H49ZM59 250V251H58ZM62 250V251H61ZM74 250V251H73ZM106 256L104 255V251ZM107 250V251H106ZM117 250V251H116ZM140 250V251H139ZM145 250V251H144ZM163 250V251H162ZM191 252H190V251ZM5 251V252H4ZM36 251V252H35ZM53 251V252H52ZM82 251V252H81ZM122 251L124 253H122ZM136 251V252H135ZM144 251V252H143ZM148 251V252H147ZM160 251V252H159ZM199 251V252H198ZM204 251V252H203ZM13 252V253H12ZM26 252V253H25ZM35 252V253H34ZM40 252V253H39ZM43 252V253H42ZM48 254H47V253ZM60 252V253H59ZM62 252V253H61ZM69 252V253H68ZM80 252V253H79ZM85 252V253H84ZM98 252V253H97ZM104 254H103V253ZM109 252V253H108ZM121 252V253H120ZM127 252V253H126ZM132 252V253H130ZM147 252V253H146ZM166 252V253H164ZM170 252V253H169ZM227 252V253H226ZM38 253V254H37ZM47 257H46V254ZM51 255H50V254ZM64 253V255H63ZM126 253V254H125ZM142 253V254H141ZM155 253V254H154ZM163 253V254H162ZM193 255H192V254ZM7 254V255H6ZM10 254V255H9ZM15 254V255H13ZM19 254V255H18ZM29 254V255H28ZM35 254V255H34ZM44 254V255H43ZM69 254V255H67ZM77 254V255H76ZM146 254V256H145ZM154 254L156 257H154ZM183 254V255H182ZM188 254V255H187ZM3 255V256H2ZM33 257H32V256ZM71 255V256H70ZM90 255V256H89ZM101 255V256H100ZM104 255V256H103ZM127 255V256H126ZM137 255V256H136ZM143 255V256H142ZM172 255V256H171ZM179 255V256H178ZM186 255V256H185ZM208 255V256H207ZM5 256V257H4ZM9 256V257H8ZM15 256V257H14ZM17 256V257H16ZM27 256V258H26ZM32 259H30V257ZM35 256V257H34ZM41 256V257H40ZM55 258H53V257ZM60 256V257H59ZM65 256V257H64ZM79 256V257H78ZM86 256V258H85ZM107 258H103V257ZM116 256V257H114ZM126 256V257H125ZM160 256V257H158ZM169 256V257H168ZM182 256V257H181ZM198 256V257H197ZM204 256V257H202ZM206 256V258H205ZM4 257V258H2ZM13 257V258H12ZM21 257V258H20ZM39 257V258H37ZM50 257V258H49ZM52 257V258H51ZM59 257V258H58ZM74 259H73V258ZM81 257V258H80ZM95 257V258H94ZM102 257V258H101ZM119 257V258H118ZM135 257V258H134ZM140 259H139V258ZM144 257V258H143ZM150 257V258H149ZM168 259H167V258ZM185 257V258H184ZM190 257V259H189ZM200 257V258H199ZM208 257V258H207ZM214 257V258H213ZM219 259H218V258ZM6 258V260H5ZM12 258V259H11ZM15 258V259H14ZM29 258V259H28ZM42 258V259H41ZM63 258V259H62ZM78 260H77V259ZM85 258V259H82ZM92 258V259H91ZM99 258V259H98ZM128 258L127 260H124ZM137 258V259H136ZM158 258V259H157ZM161 258V260H160ZM194 258V259H193ZM222 258V259H221ZM4 259V260H2ZM8 259V260H7ZM21 261H19V260ZM51 259V260H49ZM54 259V260H53ZM67 261H65V260ZM68 259V260H67ZM73 259V260H72ZM83 261H82V260ZM87 259V260H86ZM103 259V260H102ZM109 259V260H108ZM116 259V260H115ZM132 259V260H130ZM135 259V260H134ZM165 259V260H164ZM185 259V260H184ZM193 259V260H192ZM207 259V260H206ZM13 260V261H12ZM16 260V261H15ZM19 262H18V261ZM31 260V261H30ZM34 260L35 262H33ZM37 260V261H36ZM40 260V261H39ZM45 260V261H44ZM48 260V261H47ZM70 260V261H69ZM80 260V263H79ZM100 260V261H99ZM202 260V262H201ZM6 263H5V262ZM8 261V262H7ZM11 261V262H10ZM44 261V262H43ZM123 261V262H122ZM134 261V262H133ZM137 261V262H136ZM139 261V262H138ZM146 261V262H145ZM172 261V262H171ZM17 262V263H16ZM24 262V263H23ZM46 262V263H45ZM50 262V263H48ZM59 262V263H58ZM65 262V263H64ZM73 262V263H71ZM87 262V263H85ZM100 262V263H99ZM110 262V263H109ZM133 262V263H132ZM175 262V263H174ZM191 262V263H190ZM187 263V264H188ZM129 264V263H128Z\"/></svg>", "mask_w": 264, "mask_h": 264}, {"label": "bare ground", "instance_id": "6f19581e", "mask_svg": "<svg viewBox=\"0 0 264 264\" xmlns=\"http://www.w3.org/2000/svg\"><path fill=\"white\" fill-rule=\"evenodd\" d=\"M6 1V0H5ZM8 1V0H7ZM17 1V0H16ZM29 1H31V0H29ZM33 1V0H32ZM35 1V0H34ZM33 1V2H34ZM43 1V0H42ZM64 2H65V0H63ZM72 1H75V0H72ZM76 1H78V0H76ZM80 1V0H79ZM87 1V0H86ZM94 1V0H93ZM96 1V0H95ZM94 1V2H95ZM124 3V5H126V6H132V3L134 4V5H142L143 7H144V5H150V6H152L153 5V7L155 8H158L159 10H161L160 12H162L163 13V15L169 20V21H171L172 23H174L173 25H174V28L176 27V28H178V29H180V28H183V29H180V30H182L185 34H186V36H187V38H188V41H192V42H197L198 43V45L203 49V51H207V52H210L209 54H210V57H209V61H208V64H211L212 63V67H209L210 69H211V71L209 70V72L211 73L210 74V76L213 78V76H214V78H213V81H210V82H212V84L210 83H205V82H207V81H205V80H203V77H202V75L201 74H197L196 72H194L193 71V69H190V70H188V72H186L187 73V76H186V78H184V79H176V78H174V79H171V77L170 78H168V81L167 82H165V86H164V88H163V86H161V88L160 89H165L166 90V88L167 87H169V88H171L170 86L172 85H174V84H176V83H183V84H188V85H190V87L192 88V93H193V97L192 98H187L186 96H185V94H184V92H183V96H182V90H180V92H181V95H179V93H177V91H176V94L177 95H173L172 94V90L170 91L171 93H168L167 94V100H168V102H169V105L170 106H173V107H175V108H184V109H188V111L190 110V112H191V114H189V115H187V113H186V117L183 119V118H180V116H178L176 119L178 120V121H180V122H178L179 123V125H178V128H179V130H180V132L182 133V139L180 140V142H175V144H174V142L172 141V140H170V142L172 141V144H171V150H172V153H173V155L175 156V158H173V159H175L176 161H177V159H180L181 158V156H182V153H186L187 154V159L186 160H188V165H189V167H190V169L189 170H191V172H192V170L195 172V173H198L199 175V177L198 178H200V177H204L205 178V175H207V174H213L216 170L218 171V173H219V176L218 177H220L221 179H222V181H226L227 183H232V184H235L236 185V187H237V190L239 189V198L240 199H242V201L245 199V198H247L248 196H250V195H254V196H258V197H264V23L263 24H257V25H254V24H250V22L248 21V20H246L243 16H242V14H240L239 12H237L235 9H233L231 6L232 5H229V3L226 1V0H160V1H158V0H122ZM229 1V0H228ZM19 2H23V0L22 1H19ZM26 2V1H25ZM36 2V1H35ZM47 2V1H46ZM88 2V1H87ZM86 2V3H87ZM93 2V3H94ZM105 2V1H104ZM244 2V1H243ZM12 3V2H11ZM27 3V2H26ZM30 3V2H29ZM67 3V2H66ZM75 3V2H74ZM80 3V2H79ZM83 3H85V2H83ZM91 3V2H90ZM252 3V2H251ZM35 4H37V3H35ZM44 4V3H43ZM48 4V3H47ZM52 4V3H51ZM64 4V3H63ZM68 4V3H67ZM101 4V3H100ZM100 4H97V5H100ZM57 5V4H56ZM82 5V4H81ZM88 5V4H87ZM104 5V4H103ZM102 5V6H103ZM248 5V4H247ZM249 5H251V4H249ZM8 6V5H7ZM14 6H16L15 4H14ZM32 6V5H31ZM31 6H29L28 5V7H31ZM46 6V5H45ZM59 6V5H58ZM64 6V5H63ZM70 6H73L72 4L70 5ZM79 6V5H78ZM92 6V5H91ZM147 6V7H148ZM235 6V5H234ZM11 7H12V9H13V6L11 5ZM33 7V6H32ZM48 7V6H47ZM62 7V6H61ZM76 7V6H75ZM116 7H117V4H116ZM134 7V6H133ZM23 8V7H22ZM27 8V7H26ZM36 8V7H35ZM46 8V7H45ZM60 8V7H59ZM74 8V7H73ZM86 8V7H85ZM84 8V9H85ZM101 8V7H100ZM105 8V7H104ZM138 8V7H137ZM153 8V9H154ZM251 8V7H250ZM4 9V8H3ZM8 9H10L9 7H8ZM16 9V8H15ZM25 9V8H24ZM40 9V7L38 8V10ZM54 9V8H53ZM64 9H66V8H64ZM69 9V8H68ZM97 9H98V7H97ZM96 9V10H97ZM106 9V8H105ZM105 9H103V10H105ZM128 9V8H127ZM126 9V10H127ZM130 9V8H129ZM147 9V8H146ZM243 9V8H242ZM260 9V8H259ZM11 10V9H10ZM17 10V9H16ZM43 10V9H42ZM67 10V9H66ZM75 10H76V8H75ZM78 10V9H77ZM109 10V9H108ZM114 10H115V8H114ZM131 11H132V9H130ZM129 10V11H130ZM140 10V9H139ZM142 10V9H141ZM12 11V10H11ZM14 11V10H13ZM29 11V10H28ZM45 11V10H44ZM48 11V10H47ZM46 11V12H47ZM53 11V10H52ZM69 11V10H68ZM81 11V10H80ZM107 11V10H106ZM136 11H138V10H136ZM135 11V12H136ZM148 11V10H147ZM152 11V10H151ZM244 11V10H243ZM246 11V10H245ZM260 11V10H259ZM263 11V10H262ZM24 12V11H23ZM35 12V11H34ZM37 12V11H36ZM46 12H44L45 14H46ZM49 12V11H48ZM56 12H58L57 10H56ZM64 12V11H63ZM66 12V11H65ZM71 12V11H70ZM74 12V11H73ZM72 12V13H73ZM97 12V11H96ZM111 12H112V10H111ZM127 12V11H126ZM139 12V11H138ZM145 12V11H144ZM247 12V11H246ZM13 13V12H12ZM16 14H17V11L15 12ZM21 13V12H20ZM25 13H26V11H25ZM24 13V14H25ZM32 13V12H31ZM50 13V12H49ZM60 14H61V12H59ZM76 13H77V11H76ZM85 13H87V12H85ZM92 13H93V11H92ZM107 13V12H106ZM109 13V12H108ZM117 13V12H116ZM125 13V12H124ZM133 13H134V10H133ZM151 13V12H150ZM149 13V14H150ZM6 14V13H5ZM14 14V13H13ZM55 13H53V15H54ZM59 14V15H60ZM63 14V13H62ZM66 14V13H65ZM69 14V13H68ZM67 14V15H68ZM71 14V13H70ZM113 14V13H112ZM123 14V13H122ZM137 14V13H136ZM139 14V13H138ZM141 14V13H140ZM2 15V14H1ZM11 15V14H10ZM23 15V14H22ZM27 15V14H26ZM37 15V14H36ZM57 15H58V13H57ZM92 15V14H91ZM103 15V14H102ZM124 15V14H123ZM135 15V14H134ZM145 15V14H144ZM163 15H161V16H163ZM252 15V14H251ZM31 16V15H30ZM51 16H52V14H51ZM55 16V15H54ZM54 16H52V17H54ZM62 16V15H61ZM85 16V15H84ZM116 16V15H115ZM114 16V17H115ZM117 16H118V14H117ZM121 16V15H120ZM138 16V15H137ZM142 16V15H141ZM159 16V15H158ZM5 17V16H4ZM12 17V16H11ZM17 17V16H16ZM40 17H41V15H40ZM49 17V16H48ZM57 17V16H56ZM58 17H60V16H58ZM72 17V16H71ZM74 17V16H73ZM76 17V16H75ZM108 17V16H107ZM113 17V18H114ZM136 17V16H135ZM134 17V18H135ZM154 17V16H153ZM19 18V17H18ZM24 18V17H23ZM23 18H22V20H23ZM42 18V17H41ZM45 18V17H44ZM55 18V17H54ZM61 18V17H60ZM63 18V17H62ZM69 18V17H68ZM86 18V17H85ZM99 18V17H98ZM102 18V17H101ZM4 19V18H3ZM7 19V18H6ZM10 19V18H9ZM58 19V18H57ZM56 19V20H57ZM74 19H76V18H74ZM73 19V20H74ZM106 19V18H105ZM126 19V18H125ZM132 19V18H131ZM144 19V18H143ZM153 19H155L156 20V17L155 18H153ZM166 19V20H167ZM253 19V18H252ZM12 20V19H11ZM21 20V19H20ZM19 20V21H20ZM25 20V19H24ZM35 20V19H34ZM40 20V19H39ZM72 20V19H71ZM82 20V19H81ZM92 20V19H91ZM94 20V19H93ZM97 21H98V19H96ZM133 20V19H132ZM1 21V20H0ZM13 21V20H12ZM50 21V20H49ZM49 21H46L47 23L49 22ZM61 21V20H60ZM68 21V20H67ZM95 21V20H94ZM134 21V20H133ZM157 21V20H156ZM259 21V20H258ZM2 22V21H1ZM6 22V21H5ZM15 22H16V20H15ZM18 22V21H17ZM41 22V21H40ZM39 22V23H40ZM44 22V21H43ZM45 22V23H46ZM57 22V21H56ZM62 22V21H61ZM70 22V21H69ZM78 22V21H77ZM81 21H79V23H80ZM84 22V21H83ZM85 22H88V21H85ZM100 22V21H99ZM99 22H97V24L99 23ZM102 22V21H101ZM106 22V21H105ZM125 22V21H124ZM131 22V21H130ZM139 22H140V20H139ZM142 22V21H141ZM10 23V22H9ZM22 23V22H21ZM21 23H19V24H21ZM25 22H23V24H24ZM76 23V22H75ZM90 23V22H89ZM92 24H93V22H91ZM104 23V22H103ZM102 23V24H103ZM120 22H118V24H119ZM128 23V22H127ZM137 23V22H136ZM153 23V22H152ZM19 24H18V26L17 27H19ZM29 24V23H28ZM27 24V25H28ZM32 24H34V23H32ZM36 24H38V23H36ZM44 24V23H43ZM57 24V23H56ZM76 24H78V23H76ZM83 24V23H82ZM85 24V23H84ZM101 24V23H100ZM101 24V25H102ZM134 24V23H133ZM144 24V23H143ZM142 24V25H143ZM162 24V23H161ZM6 26H7V24H5ZM4 25V26H5ZM30 25V24H29ZM42 25V24H41ZM72 25V24H71ZM90 25V24H89ZM104 25V24H103ZM108 25V24H107ZM141 25V26H142ZM163 25V24H162ZM172 25V24H171ZM5 26V27H6ZM14 26V25H13ZM24 26V25H23ZM37 26V25H36ZM45 26V25H44ZM53 26V25H52ZM64 26V25H63ZM83 26V25H82ZM113 26V25H112ZM116 26V25H115ZM121 26V25H120ZM153 26V25H152ZM156 26V25H155ZM154 26V27H155ZM22 27V26H21ZM25 27V26H24ZM40 27V26H39ZM72 27V26H71ZM85 27V26H84ZM95 27V26H94ZM124 27V26H123ZM138 27V26H137ZM136 27V28H137ZM143 27V26H142ZM145 27V26H144ZM151 27V26H150ZM149 27V28H150ZM165 27V26H164ZM1 28V27H0ZM12 28V27H11ZM32 28V27H31ZM42 28V27H41ZM40 28V29H41ZM64 28V27H63ZM70 28V27H69ZM68 28V29H69ZM86 28H87V26H86ZM96 28V27H95ZM95 28H94V30H95ZM113 28V27H112ZM133 28V27H132ZM131 28V29H132ZM175 28V29H176ZM2 29V28H1ZM23 29V28H22ZM34 29V28H33ZM32 29V30H33ZM39 29V30H40ZM45 29H46V27H45ZM51 29V28H50ZM49 29V30H50ZM56 29V28H55ZM65 29V28H64ZM74 29V28H73ZM90 29V28H89ZM109 29V28H108ZM115 29H116V27H115ZM147 29V28H146ZM7 30V29H6ZM10 30V29H9ZM12 31L14 30V29H11ZM59 30V29H58ZM67 30V29H66ZM71 31H72V29H70ZM76 30L78 31V29L76 28ZM86 30V29H85ZM103 30H104V28H103ZM119 30V29H118ZM122 30H124V29H122ZM126 30V29H125ZM124 30V31H125ZM143 30V29H142ZM141 30V31H142ZM152 30H153V27H152ZM177 30V29H176ZM18 31V30H17ZM27 31V30H26ZM34 31V30H33ZM55 31V30H54ZM60 31H63V30H60ZM59 31V32H60ZM80 31V30H79ZM88 31V30H87ZM90 31H91V29H90ZM89 31V34L91 33ZM97 31H99V30H97ZM109 31H111V29L110 30H108V32ZM113 31H116V30H113ZM119 31H121V30H119ZM118 31V32H119ZM127 31H128V28H127ZM8 32H10V31H8ZM16 32V31H15ZM37 32V31H36ZM44 32V31H43ZM53 32V31H52ZM68 32V31H67ZM86 32V31H85ZM139 32V31H138ZM148 32V31H147ZM162 32V31H161ZM178 32H179V30H178ZM1 33V32H0ZM14 33V32H13ZM12 33V34H13ZM18 33V32H17ZM19 33H21L20 31H19ZM33 33V32H32ZM73 33H75V32H73ZM77 33V32H76ZM75 33V34H76ZM79 33V32H78ZM100 33V32H99ZM127 33V32H126ZM134 33V32H133ZM145 33V32H144ZM149 33V32H148ZM152 33H154V32H152ZM160 33V32H159ZM9 34V33H8ZM16 34V33H15ZM21 34H23V33H21ZM35 34V33H34ZM42 34V33H41ZM50 34V33H49ZM55 34V33H54ZM57 34V33H56ZM64 34V33H63ZM71 34V33H70ZM82 34V33H81ZM86 34V33H85ZM93 34H94V32H93ZM106 34V33H105ZM109 34V33H108ZM119 34V33H118ZM129 34H131V33H129ZM156 34V33H155ZM180 34V33H179ZM183 34V33H182ZM17 35V34H16ZM19 35V34H18ZM24 35H25V33H24ZM32 35V34H31ZM47 35V34H46ZM53 35V34H52ZM58 35V34H57ZM67 35V34H66ZM72 35V34H71ZM78 35V34H77ZM104 35V34H103ZM113 35H114V33H113ZM123 35H125V34H123ZM133 35V34H132ZM131 35V36H132ZM139 35V34H138ZM145 35V34H144ZM152 35V34H151ZM164 35H165V33H164ZM8 36V35H7ZM12 36H14V35H12ZM11 36V37H12ZM38 36V35H37ZM48 36V35H47ZM56 36V35H55ZM69 36V35H68ZM75 36V35H74ZM80 36V35H79ZM89 36V35H88ZM110 36L112 37V33L110 34ZM156 36V35H155ZM160 36V35H159ZM161 36H163V34L161 35ZM166 36V35H165ZM168 36V35H167ZM57 37V36H56ZM62 37V36H61ZM60 37V38H61ZM77 37V36H76ZM81 37V36H80ZM94 37H96V36H94ZM93 37V38H94ZM98 37H99V35H98ZM101 37H103V36H101ZM105 37V36H104ZM103 37V38H104ZM107 37V36H106ZM105 37V38H106ZM124 37V36H123ZM135 38H136V36H134ZM138 37V36H137ZM158 37V36H157ZM156 37V38H157ZM164 37V36H163ZM26 38V37H25ZM29 38H31V36L29 37ZM45 38V37H44ZM55 38V37H54ZM57 38H59V37H57ZM74 38V37H73ZM77 38H79V37H77ZM82 38V37H81ZM80 38V39H81ZM104 38V39H105ZM117 38V37H116ZM116 38L114 39V40H116ZM119 38H122V36L121 37H119ZM131 38V37H130ZM144 38V37H143ZM152 38V37H151ZM172 38V37H171ZM1 39V38H0ZM15 39V38H14ZM16 39H17V37H16ZM19 39V38H18ZM35 39V38H34ZM34 39H33V41H34ZM46 39V38H45ZM72 39V38H71ZM86 39V38H85ZM89 39V38H88ZM87 39V40H88ZM97 39H100V38H95V40H97ZM107 39V38H106ZM118 39V38H117ZM123 39V38H122ZM127 39V38H126ZM132 39V38H131ZM146 39V38H145ZM154 39V38H153ZM161 39V38H160ZM185 39V38H184ZM23 40H24V36H23ZM47 40V39H46ZM69 40V39H68ZM92 40V39H91ZM111 40H113V39H111ZM125 40V39H124ZM123 40V41H124ZM140 40V39H139ZM142 40V39H141ZM147 40V39H146ZM157 40V39H156ZM166 40V39H165ZM169 40H170V38H169ZM175 40V39H174ZM178 40V39H177ZM181 40V39H180ZM2 42L4 41V39L3 40H1ZM36 41H39V39L38 40H36ZM44 41V40H43ZM56 41V40H55ZM61 41V40H60ZM59 40H58V44H59V42H60ZM71 41V40H70ZM89 41V40H88ZM103 41V40H102ZM133 41V40H132ZM154 41V40H153ZM163 41H164V39H163ZM5 42V41H4ZM10 42V41H9ZM13 42V41H12ZM22 42V41H21ZM30 42V41H29ZM28 42V43H29ZM42 42V41H41ZM45 42V41H44ZM43 42V43H44ZM65 42V40L63 41V44H65L64 43ZM86 42V41H85ZM94 42V41H93ZM98 42V41H97ZM97 42H96V44H97ZM107 42V41H106ZM112 42V41H111ZM114 42V41H113ZM139 42V41H138ZM143 42V41H142ZM148 42V41H147ZM1 43V42H0ZM23 43H24V41H23ZM34 43V42H33ZM56 43V42H55ZM61 43V42H60ZM71 43V42H70ZM80 43V42H79ZM83 43V42H82ZM88 42H86L85 43V45L87 44ZM101 43V42H100ZM145 43V42H144ZM159 43V42H158ZM164 43V42H163ZM14 44H15V42H14ZM17 44V43H16ZM25 44V43H24ZM36 44V43H35ZM57 44V43H56ZM73 44V43H72ZM71 44V45H72ZM76 44V43H75ZM74 44V45H75ZM84 44V43H83ZM83 44H81L82 45V47L84 46ZM89 44V43H88ZM87 44V45H88ZM109 44V43H108ZM116 44V43H115ZM124 44V43H123ZM129 44V43H128ZM132 44V43H131ZM130 44V45H131ZM146 44V43H145ZM149 44V43H148ZM193 44V43H192ZM3 45V44H2ZM21 45H23V44H21ZM77 45V44H76ZM81 45H79V46H81ZM86 45V46H87ZM89 45H91V44H89ZM125 45V44H124ZM129 45V46H130ZM141 45V44H140ZM152 45H154V44H152ZM169 45V44H168ZM174 45V44H173ZM180 45H181V43H180ZM182 45H184V44H182ZM8 46V45H7ZM7 46L5 47V48H7ZM12 46H14V45H12ZM18 46V45H17ZM36 46V45H35ZM39 46V45H38ZM37 46V47H38ZM48 46V45H47ZM60 46V45H59ZM58 46V47H59ZM63 46V45H62ZM79 46H77V48L79 47ZM100 46V45H99ZM109 46V45H108ZM116 46V45H115ZM145 46H147V45H145ZM149 46V45H148ZM151 46V45H150ZM155 46V45H154ZM178 46H179V44H178ZM190 46H191V44H190ZM20 47V46H19ZM23 47V46H22ZM31 47V46H30ZM41 47V46H40ZM52 47V46H51ZM55 47V46H54ZM57 47V46H56ZM65 47H67V46H65ZM65 47H63L64 49H65ZM71 47V46H70ZM74 47V46H73ZM93 47V46H92ZM92 47H90L91 49H93ZM185 47V46H184ZM183 47V48H184ZM4 48V47H3ZM10 48V47H9ZM16 48V47H15ZM25 48V47H24ZM68 48H69V46H68ZM89 48V49H90ZM96 48V47H95ZM109 48V47H108ZM113 48V47H112ZM116 48V47H115ZM121 48V47H120ZM123 48H124V46H123ZM144 48V47H143ZM157 48V47H156ZM160 48V47H159ZM165 48H166V46H165ZM174 48H175V46H174ZM197 48V47H196ZM20 49V48H19ZM26 49H28V48H25V50ZM50 49V48H49ZM71 49V48H70ZM74 49V51H75V48H73ZM81 49H83V48H81ZM85 49H87V48H85ZM84 49V50H85ZM100 49V48H99ZM98 49V50H99ZM119 49V48H118ZM128 49V48H127ZM127 49H124V50H127ZM164 49V48H163ZM167 49V48H166ZM9 50V49H8ZM21 50V49H20ZM43 50H44V48H43ZM67 50V49H66ZM112 50H114V48L112 49ZM117 50V49H116ZM129 50V49H128ZM132 50V49H131ZM136 50V49H135ZM145 50H148V49H145ZM153 50H155V49H153ZM159 50V49H158ZM169 50V49H168ZM178 50V49H177ZM2 51V50H1ZM6 51V50H5ZM5 51H4V53H5ZM14 51V50H13ZM29 51V50H28ZM53 51H54V49H53ZM56 51V50H55ZM57 51H59V50H57ZM62 51V50H61ZM60 51V53L62 54V52ZM71 51V50H70ZM83 51V50H82ZM91 51H93V50H91ZM101 51V50H100ZM103 51V50H102ZM101 51V52H102ZM107 51V50H106ZM108 51H110V50H108ZM144 51V50H143ZM142 51V53H144ZM166 51V50H165ZM188 51V50H187ZM201 51V50H200ZM3 52V51H2ZM11 52V51H10ZM9 52V53H10ZM15 52H17V51H15ZM21 52V51H20ZM30 52V51H29ZM44 52V51H43ZM89 52V51H88ZM96 52H97V50H96ZM112 52V51H111ZM132 52V51H131ZM137 52H138V50H137ZM155 52V51H154ZM153 52V53H154ZM161 52V51H160ZM164 52V51H163ZM186 52V51H185ZM3 53V54H4ZM8 53V52H7ZM13 53V52H12ZM25 53V52H24ZM49 53V51L47 52V54ZM56 53V52H55ZM59 53V52H58ZM80 53V52H79ZM82 53V52H81ZM90 53V52H89ZM107 53V52H106ZM130 53V52H129ZM148 53V52H147ZM152 53V52H151ZM150 53V54H151ZM158 54H159V51L157 52ZM166 53V52H165ZM179 53V52H178ZM183 53H184V51H183ZM1 54V53H0ZM18 54H19V52H18ZM21 54V53H20ZM38 54V53H37ZM40 54V53H39ZM42 54V53H41ZM73 54V53H72ZM71 54V55H72ZM76 54V53H75ZM78 54V53H77ZM88 54V53H87ZM109 54V53H108ZM107 54V55H108ZM125 54V53H124ZM123 54V55H124ZM132 54V53H131ZM149 54V55H150ZM154 54H156V53H154ZM167 54V53H166ZM190 54V53H189ZM8 55V54H7ZM6 55V56H7ZM11 55H13V54H11ZM30 55H31V53H30ZM34 54H32V56H33ZM53 55V54H52ZM55 55V54H54ZM82 55V54H81ZM86 55V54H85ZM89 55V54H88ZM92 55H95V54H92ZM98 55V54H97ZM106 55V54H105ZM116 55V54H115ZM130 55V54H129ZM134 55V54H133ZM133 55H131V56H133ZM142 55V54H141ZM140 55V56H141ZM161 56H162V54H160ZM187 55V54H186ZM2 56V55H1ZM5 56V55H4ZM56 56V55H55ZM63 56V55H62ZM75 56V55H74ZM73 56V57H74ZM99 56V55H98ZM113 56V55H112ZM117 56V55H116ZM119 56V55H118ZM117 56V57H118ZM122 56V55H121ZM120 56V57H121ZM127 56H128V54H127ZM164 56V55H163ZM171 56V55H170ZM184 56V55H183ZM201 56V55H200ZM20 57V56H19ZM23 57V56H22ZM51 57V56H50ZM78 57V56H77ZM106 57V56H105ZM142 57V56H141ZM156 57V56H155ZM173 57V56H172ZM176 57V56H175ZM191 57V56H190ZM1 58V57H0ZM6 58V57H5ZM8 58H10V57H8ZM31 58V57H30ZM33 58V57H32ZM64 57H62V59H63ZM67 58V57H66ZM65 58V59H66ZM70 58H71V60H72V57L70 56ZM84 58H85V56H84ZM83 58V59H84ZM87 58V57H86ZM89 58V57H88ZM88 58L86 59V60H88ZM98 58V57H97ZM102 58V57H101ZM110 58H111V56H110ZM147 58H148V56H147ZM150 58V57H149ZM159 58V57H158ZM157 58V59H158ZM161 58V57H160ZM164 58V57H163ZM178 58H180V57H178ZM182 58V57H181ZM187 58H189V57H187ZM205 58V57H204ZM23 59H24V57H23ZM28 59V58H27ZM45 59H46V57H45ZM50 59V58H49ZM82 59V60H83ZM114 59V58H113ZM117 59H119V58H117ZM131 59H132V57H131ZM155 59V58H154ZM165 59V58H164ZM194 59V58H193ZM201 59V58H200ZM10 60H11V58H10ZM22 60V59H21ZM39 60V59H38ZM48 60V59H47ZM52 60H54L53 59V57H52ZM57 60V59H56ZM60 60V59H59ZM58 60V61H59ZM90 60V59H89ZM119 60H121V58L119 59ZM126 60V59H125ZM142 60V59H141ZM150 60H152V59H150ZM149 60V61H150ZM183 60V59H182ZM188 60H190V59H188ZM203 60V59H202ZM7 61H9V60H7ZM46 61V60H45ZM45 61H43V62H45ZM62 61V60H61ZM67 61V60H66ZM65 61V62H66ZM84 61H85V59H84ZM99 61V60H98ZM98 61L96 62L97 64H98ZM102 61V60H101ZM105 61V60H104ZM108 61V60H107ZM112 61V60H111ZM123 61V60H122ZM143 61V60H142ZM159 61H161V60H159ZM159 61H157L158 63H159ZM178 61V60H177ZM200 61V60H199ZM1 62V61H0ZM10 62V61H9ZM12 62V61H11ZM33 62H35V61H33ZM53 62V61H52ZM68 62H69V60H68ZM79 62V61H78ZM81 62V61H80ZM92 62V61H91ZM100 62V61H99ZM109 62V61H108ZM115 62V61H114ZM134 62V61H133ZM139 62V61H138ZM145 62H148V61H145ZM168 62V61H167ZM182 62V61H181ZM207 62V61H206ZM205 62V63H206ZM2 63V62H1ZM0 63V64H1ZM28 63V62H27ZM27 63H25V64H27ZM31 63V62H30ZM37 63V62H36ZM35 63V64H36ZM72 63V62H71ZM87 63V62H86ZM89 63V62H88ZM96 63H94L95 65H96ZM113 63V62H112ZM122 63V62H121ZM125 63V62H124ZM127 63H128V61H127ZM129 63H131V62H129ZM140 63H142V62H140ZM149 63V62H148ZM161 63V62H160ZM166 63V62H165ZM172 62H170V64H171ZM174 63V62H173ZM197 63V62H196ZM24 64V65H25ZM38 64V63H37ZM48 64H49V60H48ZM59 64H60V62H59ZM65 64H67V63H65ZM104 65H105V62L103 63ZM114 64H116V63H114ZM123 64V63H122ZM132 64H134V63H132ZM147 64V63H146ZM168 64V63H167ZM175 64H177V63H175ZM181 64V63H180ZM187 64V63H186ZM207 64V63H206ZM206 64H205V66H206ZM226 64H228V65H230V66H232V69H229V70H225L226 72H221V70H222V68L226 65ZM2 65V64H1ZM9 65H12L13 66V64H9ZM15 65V64H14ZM21 65V64H20ZM29 65V64H28ZM42 65V64H41ZM44 65V64H43ZM69 65V64H68ZM76 65V64H75ZM85 65V64H84ZM93 65V64H92ZM99 65H100V63H99ZM102 65V64H101ZM119 65V64H118ZM137 65V64H136ZM161 65V64H160ZM163 65V64H162ZM178 65H179V63H178ZM178 65H177V68H178ZM190 65V64H189ZM198 65V64H197ZM200 66L202 65V64H199ZM7 67H8V65H6ZM16 66H17V64H16ZM23 66V65H22ZM46 66V65H45ZM51 66V65H50ZM49 66V67H50ZM53 66H54V64H53ZM62 66V65H61ZM78 66L79 65H77L76 67L78 68ZM112 66V65H111ZM126 66V65H125ZM124 66V67H125ZM129 66H130V64H129ZM138 66H140V65H138ZM143 66V65H142ZM172 66V65H171ZM170 66V67H171ZM188 66V65H187ZM192 66V65H191ZM227 66V65H226ZM238 66V67H237ZM14 67V66H13ZM18 67H19V65H18ZM36 67V66H35ZM43 67V66H42ZM64 67V66H63ZM69 67V66H68ZM74 67V66H73ZM80 67V66H79ZM91 67V66H90ZM113 67V66H112ZM116 67V66H115ZM114 67V68H115ZM117 67H119V66H117ZM121 67H123L122 65H121ZM151 67H154V66H151ZM158 67V66H157ZM168 67V66H167ZM175 67H176V65H175ZM184 67H186V66H184ZM197 67V66H196ZM229 67V66H228ZM234 67H237L236 69H233ZM10 68V67H9ZM24 68V67H23ZM51 68V67H50ZM49 68V69H50ZM55 68V67H54ZM54 68H52V69H54ZM98 68V67H97ZM111 68V67H110ZM128 68V67H127ZM126 68V69H127ZM130 68V67H129ZM139 68V67H138ZM141 68V67H140ZM161 69H162V67H160ZM159 68V69H160ZM173 69H174V67H172ZM180 68V67H179ZM182 68V67H181ZM190 68H192V67H190ZM200 68V67H199ZM205 68V67H204ZM229 68H231V67H229ZM14 69V68H13ZM19 69V68H18ZM26 69V68H25ZM32 69V68H31ZM36 69V68H35ZM40 69V68H39ZM39 69H37V70H39ZM68 69V68H67ZM72 69V68H71ZM82 69H84L83 67H82ZM81 69V70H82ZM86 69V68H85ZM91 69V68H90ZM95 69V68H94ZM93 69V70H94ZM109 69V68H108ZM123 69V68H122ZM136 69V68H135ZM155 69V71H149L148 72V74H147V78H148V80H151L153 83L155 82L156 84H157V81L158 80H160V79H162V78H165L166 76V74L165 73H167V71H166V69L163 71V69L162 70H160V71H163L162 73H157V71H156V68H154ZM168 69V68H167ZM184 70H185V68H183ZM186 69H188V68H186ZM196 69V68H195ZM224 69V68H223ZM228 69V68H227ZM2 70V69H1ZM10 70H11V68H10ZM28 70V69H27ZM51 70V69H50ZM59 70V69H58ZM64 70V69H63ZM66 70V69H65ZM77 70H79V69H77ZM80 70V71H81ZM97 70V69H96ZM95 70V71H96ZM98 70H99V68H98ZM116 70V69H115ZM133 70V69H132ZM142 70V69H141ZM177 70V69H176ZM179 70H182V69H179ZM178 70V71H179ZM197 70V69H196ZM201 70H203V69H201ZM205 70V69H204ZM3 71V70H2ZM9 71V70H8ZM8 71H6V72H8ZM25 71V70H24ZM44 71V70H43ZM56 71V70H55ZM61 71H62V69H61ZM75 71V70H74ZM102 71H104V69L102 70ZM109 71V70H108ZM110 71H111V69H110ZM128 71V70H127ZM135 71V70H134ZM143 71V70H142ZM148 71V70H147ZM146 71V72H147ZM171 71H173V70H171ZM186 71V70H185ZM18 72V71H17ZM32 72V71H31ZM34 72V71H33ZM37 72H39V71H37ZM36 72V73H37ZM41 72V71H40ZM69 72H71V71H69ZM76 72V71H75ZM82 73L84 72V70L83 71H81ZM101 72V71H100ZM99 72V73H100ZM114 72V71H113ZM122 72V71H121ZM124 72V71H123ZM129 72V71H128ZM127 72V73H128ZM136 72H137V70H136ZM169 72V71H168ZM174 72V71H173ZM182 72V71H181ZM58 73V72H57ZM74 73V72H73ZM97 74H98V72H96ZM105 73V72H104ZM110 73V72H109ZM108 73V74H109ZM118 73H119V70H118ZM126 73V72H125ZM124 73V74H125ZM185 73V72H184ZM185 73V74H186ZM6 74V73H5ZM15 74V73H14ZM53 74H54V72H53ZM66 74H67V72H66ZM92 74H93V72H92ZM96 74V75H97ZM134 74V73H133ZM143 74V73H142ZM146 74V73H145ZM144 74V75H145ZM170 74V73H169ZM183 74V73H182ZM203 74V73H202ZM1 75H2V73H1ZM4 75V74H3ZM2 75V76H3ZM19 75V74H18ZM22 75V74H21ZM44 75V74H43ZM58 75V74H57ZM62 75V74H61ZM64 75H65V73H64ZM71 75V74H70ZM84 75V74H83ZM111 75V74H110ZM141 75V74H140ZM139 75V76H140ZM173 75V74H172ZM175 75H177L176 73H175ZM179 75V74H178ZM6 76H7V74H6ZM12 76V75H11ZM25 76V75H24ZM23 76V77H24ZM40 76V75H39ZM38 76V77H39ZM42 76V75H41ZM47 76V75H46ZM63 76V75H62ZM66 76V75H65ZM105 76H106V73H105ZM114 76V75H113ZM113 76H111V77H113ZM116 76V75H115ZM131 76V75H130ZM138 76V75H137ZM138 76V77H139ZM142 76V75H141ZM163 76H165V77H163ZM168 76V75H167ZM171 76V75H170ZM206 76V75H205ZM8 77V76H7ZM18 77V76H17ZM37 77V76H36ZM49 77V76H48ZM72 77V76H71ZM103 77V76H102ZM110 77V76H109ZM117 77V76H116ZM119 77V76H118ZM122 77V76H121ZM128 77V76H127ZM132 77H133V75H132ZM180 77H182V75L180 76ZM207 77V76H206ZM1 78V77H0ZM3 78V77H2ZM6 78V77H5ZM60 78H63V77H60ZM95 78H96V76H95ZM107 78V77H106ZM124 78V77H123ZM125 78H126V76H125ZM134 78V77H133ZM143 78V77H142ZM166 78V79H167ZM4 79V78H3ZM9 79H10V77H9ZM8 79V80H9ZM40 79V78H39ZM44 79V78H43ZM46 79V78H45ZM50 79V78H49ZM56 79V78H55ZM78 79H80V77L78 78ZM84 79V78H83ZM89 79V78H88ZM99 79H101V78H99ZM113 79V78H112ZM121 79V78H120ZM130 79H132L131 77H130ZM136 79V78H135ZM143 79H145V78H143ZM206 79V78H205ZM11 80V79H10ZM9 80V82H11ZM54 80V79H53ZM53 80H51V82L53 81ZM61 80V79H60ZM63 80V79H62ZM76 80V79H75ZM90 80V79H89ZM96 80V79H95ZM123 80V79H122ZM128 80V79H127ZM207 80V79H206ZM6 81V80H5ZM16 80H14V82H15ZM19 81H21V80H19ZM49 81V80H48ZM92 81V80H91ZM106 81V80H105ZM107 81H109V80H107ZM111 81V80H110ZM114 81V80H113ZM120 81V80H119ZM124 81H125V79H124ZM140 81H141V78H140ZM40 82V81H39ZM54 82H55V80H54ZM80 82H83V81H80ZM97 82H99V81H97ZM126 82V81H125ZM130 82H132L131 80H130ZM146 82V81H145ZM151 82V83H152ZM162 82V81H161ZM209 82V81H208ZM19 83V82H18ZM24 83V82H23ZM31 83H32V81H31ZM41 83V82H40ZM46 83V82H45ZM50 83V82H49ZM57 83V82H56ZM67 83V82H66ZM70 83V82H69ZM74 82H72V84H73ZM78 83V82H77ZM92 83H94V82H92ZM112 83V82H111ZM110 83V84H111ZM114 83V82H113ZM116 83V82H115ZM120 83H121V81H120ZM135 83V82H134ZM147 83V82H146ZM5 84V83H4ZM28 84V83H27ZM55 84V83H54ZM53 84V85H54ZM87 84V83H86ZM108 84V83H107ZM122 84V83H121ZM127 84H129V81L127 82ZM131 84V83H130ZM133 84V83H132ZM137 84V83H136ZM162 84V83H161ZM6 85H8V84H6ZM5 85V86H6ZM20 85H22V83L20 84ZM56 85V84H55ZM66 86H67V84H65ZM79 85H80V83H79ZM82 85V84H81ZM84 85V84H83ZM95 85V87H96V84H94ZM98 85V84H97ZM102 85V84H101ZM126 85V84H125ZM134 85V84H133ZM139 85V84H138ZM159 85V84H158ZM158 85H157V87H158ZM177 85V84H176ZM11 86V85H10ZM14 86H15V84H14ZM24 86H25V84L23 85V88H24ZM32 86V85H31ZM34 86V85H33ZM41 86V85H40ZM39 86V87H40ZM59 86H61V85H59ZM69 86V85H68ZM86 86V85H85ZM84 86V87H85ZM88 86V85H87ZM91 86H92V84H91ZM99 86H100V84H99ZM98 86V87H99ZM111 86V85H110ZM116 86V85H115ZM121 86V85H120ZM135 86V85H134ZM145 86V85H144ZM22 87V86H21ZM38 87V88H39ZM45 87V86H44ZM48 87V86H47ZM101 87V86H100ZM103 87V86H102ZM101 87V88H102ZM113 87V86H112ZM121 87H123V86H121ZM126 87L127 86H125V89H126ZM137 87V86H136ZM152 87V86H151ZM156 87V86H155ZM175 87V86H174ZM180 87V86H179ZM185 87H187V86H185ZM12 88V87H11ZM30 88V87H29ZM32 88V87H31ZM30 88V90H32ZM68 88V87H67ZM75 88V87H74ZM110 88V87H109ZM133 88V87H132ZM138 88V87H137ZM145 88V87H144ZM168 88V89H169ZM182 88V87H181ZM184 88V87H183ZM6 89V88H5ZM51 89V88H50ZM54 89H56V88H54ZM65 89V88H64ZM63 89V90H64ZM73 89V88H72ZM71 89V90H72ZM82 89V88H81ZM89 89H92V88H89ZM112 89V88H111ZM110 89V90H111ZM139 89H140V87H139ZM154 89V88H153ZM156 89V88H155ZM154 89V90H155ZM180 89V88H179ZM2 90V89H1ZM13 90V89H12ZM23 90V89H22ZM26 90V89H25ZM34 90V89H33ZM44 90H45V88H44ZM48 90V89H47ZM76 90V89H75ZM85 91H86V89H84ZM97 90V89H96ZM105 90V89H104ZM115 90V89H114ZM120 90H121V88H120ZM119 90V91H120ZM144 90H146V89H144ZM185 90V89H184ZM6 91H7V89H6ZM34 91H36V89L34 90ZM39 91H40V88H39ZM89 91V90H88ZM91 91V90H90ZM107 91H108V89H107ZM122 91V90H121ZM124 91V90H123ZM127 91H130V89L129 90H127ZM131 91H133V90H131ZM137 91V90H136ZM169 91V90H168ZM186 91V90H185ZM16 92V91H15ZM19 92V94H20V91H18ZM17 92V93H18ZM45 92V91H44ZM43 92V93H44ZM57 91H55L54 93H53V96H54V94L56 93ZM62 92H64V91H62ZM74 92V91H73ZM79 92V91H78ZM113 92V91H112ZM125 92V91H124ZM140 92H141V90H140ZM164 92V91H163ZM179 92V91H178ZM26 93V92H25ZM29 93V92H28ZM31 93V92H30ZM32 93H33V91H32ZM40 93V92H39ZM65 93V92H64ZM71 93V92H70ZM69 93V94H70ZM80 93H82V92H80ZM93 93V92H92ZM103 93V92H102ZM105 93V92H104ZM108 93V92H107ZM118 93V92H117ZM117 93H115V95L117 94ZM132 93V92H131ZM155 93V92H154ZM7 94V93H6ZM9 94V93H8ZM18 94V95H19ZM34 94V93H33ZM66 94H68L67 92H66ZM73 94V93H72ZM75 94V93H74ZM155 94H157V93H155ZM22 94H20V96H21ZM48 95H50V94H48ZM80 95V94H79ZM89 95V94H88ZM100 94H98V96H99ZM112 95V94H111ZM115 95L113 96V97H115ZM119 95V94H118ZM161 95V94H160ZM163 95H165V94H163ZM12 96H14V95H12ZM36 96V95H35ZM41 96V95H40ZM45 96V95H44ZM58 96H59V94H58ZM70 96V95H69ZM89 96H91L92 97V95H89ZM97 96V95H96ZM122 96V95H121ZM138 96H140V95H138ZM166 96V95H165ZM5 97V96H4ZM26 97V96H25ZM29 97V96H28ZM49 97V96H48ZM62 97V96H61ZM104 97H105V95H104ZM112 97V96H111ZM125 97V96H124ZM124 97H123V99H124ZM126 97H128V98H130V97H132V99H133V96H131L130 94H126ZM136 97V96H135ZM146 97V96H145ZM151 97V96H150ZM157 97H158V95H157ZM2 99H3V97H1ZM6 98V97H5ZM11 98V97H10ZM12 98H14V97H12ZM33 98V97H32ZM41 98V97H40ZM78 98V97H77ZM87 98V97H86ZM85 98V99H86ZM99 98H101V97H99ZM106 98V97H105ZM105 98H103V99H105ZM141 98V97H140ZM163 98V97H162ZM161 98V99H162ZM19 99V98H18ZM43 99V98H42ZM54 99V98H53ZM55 99H56V97H55ZM54 99V100H55ZM60 99H62V98H59V100ZM115 99V98H114ZM142 99V98H141ZM12 100V99H11ZM14 100V99H13ZM27 100V99H26ZM25 100V101H26ZM45 100V99H44ZM49 100V99H48ZM51 100V99H50ZM58 100V101H59ZM67 100V99H66ZM95 100V99H94ZM107 100H108V98H107ZM110 100V99H109ZM137 100V99H136ZM140 100V99H139ZM138 100V101H139ZM155 100V99H154ZM164 100H165V98H164ZM17 101V100H16ZM21 101V100H20ZM57 101V100H56ZM96 101V100H95ZM111 101V100H110ZM115 101V100H114ZM119 101V100H118ZM117 101V102H118ZM124 101H125V99H124ZM126 101H127V99H126ZM149 101V100H148ZM158 101V100H157ZM46 102V101H45ZM65 102V101H64ZM77 102V101H76ZM79 102V101H78ZM84 102H85V100H84ZM99 102V101H98ZM107 102V101H106ZM105 102V103H106ZM109 102V101H108ZM130 102V101H129ZM129 102H128V104H129ZM3 103H5V102H3ZM22 103H24V101H22ZM38 103V102H37ZM91 103V102H90ZM93 103V102H92ZM109 103H112V101L111 102H109ZM115 103V102H114ZM122 103V102H121ZM124 103V102H123ZM133 103V102H132ZM134 103H135V101H134ZM149 103V102H148ZM159 103V102H158ZM157 103V104H158ZM7 104V103H6ZM9 104V103H8ZM17 104V103H16ZM27 104V103H26ZM45 104V103H44ZM58 104V103H57ZM86 104V103H85ZM96 104V103H95ZM94 104V105H95ZM102 104V103H101ZM147 104V103H146ZM150 104V103H149ZM24 105H25V103H24ZM41 105V104H40ZM56 105V104H55ZM61 105V104H60ZM66 105V104H65ZM68 105V104H67ZM70 105V104H69ZM72 105V104H71ZM78 105V104H77ZM87 105V104H86ZM89 105V104H88ZM91 105V104H90ZM108 105V104H107ZM106 105V106H107ZM113 105V104H112ZM124 105V104H123ZM131 105V104H130ZM140 105V104H139ZM164 105H165V103H164ZM4 106V105H3ZM7 106V105H6ZM5 106V107H6ZM12 106H15V105H12ZM26 106V105H25ZM61 106H63V105H61ZM79 106V105H78ZM77 106V107H78ZM115 106V105H114ZM127 106H129V105H127ZM158 106H159V104H158ZM40 107H43V106H40ZM59 107V106H58ZM74 107V106H73ZM80 107H82V105H80L79 106V108ZM83 107H85L84 105H83ZM98 107V106H97ZM100 107V106H99ZM105 107V106H104ZM108 107V106H107ZM143 107V106H142ZM146 107V106H145ZM1 108V107H0ZM12 108V107H11ZM29 108V107H28ZM38 108V107H37ZM45 108V107H44ZM43 108V109H44ZM49 108V107H48ZM51 108V107H50ZM64 108V107H63ZM63 108H61V109H63ZM68 108V107H67ZM71 108V107H70ZM75 108V107H74ZM103 108V107H102ZM110 108V107H109ZM115 108H117V107H115ZM123 108V107H122ZM135 108V107H134ZM141 108V107H140ZM144 108V107H143ZM166 108H168V107H166ZM26 109V108H25ZM54 109V108H53ZM84 109V108H83ZM90 109V108H89ZM101 109V108H100ZM121 109V108H120ZM139 109V108H138ZM147 109V111H148V114L149 115H147V116H150L149 117V120L147 121V128H149V130H150V132H152V133H164V134H166L168 137H169V130H170V127H172V123L173 122H171V118H170V120H169V116H168V113H166V115L167 116H165V112H162L161 111V108H158L157 106H155V104L154 105H148V107L146 108ZM145 109V110H146ZM169 109V108H168ZM7 110V109H6ZM19 110V109H18ZM20 110H22V108L20 109ZM38 110V109H37ZM45 110V109H44ZM49 110V109H48ZM58 110V109H57ZM64 110V109H63ZM62 110V111H63ZM70 110V109H69ZM88 110V109H87ZM86 110V111H87ZM134 110H136V109H134ZM173 110V109H172ZM176 110V109H175ZM178 110V109H177ZM181 110V109H180ZM185 110V111H186ZM11 111H12V109H11ZM16 112H17V110H15ZM26 111V110H25ZM50 111V110H49ZM49 111H47V112H49ZM52 111V110H51ZM74 111H76V109L74 110ZM82 111V110H81ZM91 111V110H90ZM92 111H93V109H92ZM100 111V110H99ZM98 111V112H99ZM108 111H110V110H108ZM113 110H111V112H112ZM125 111V110H124ZM123 111V112H124ZM129 111H131L130 109H129ZM174 111V110H173ZM172 111V112H173ZM183 111V110H182ZM3 112V111H2ZM9 111H7V113H8ZM13 112V111H12ZM43 112V111H42ZM46 112V113H47ZM57 112V111H56ZM64 112H66V111H64ZM70 112V111H69ZM76 112H78V111H76ZM102 112V111H101ZM103 112H104V110H103ZM105 112H106V110H105ZM111 112H109V113H111ZM115 112V111H114ZM119 112V111H118ZM127 112H128V110H127ZM132 112H133V110H132ZM131 112V113H132ZM141 112V111H140ZM146 112V111H145ZM144 112V113H145ZM15 113V112H14ZM25 113V112H24ZM28 113H29V111H28ZM27 113V116L28 115H30V113L28 114ZM33 113V112H32ZM31 113V114H32ZM63 113V112H62ZM72 113V112H71ZM83 113V112H82ZM130 113V112H129ZM143 113V112H142ZM143 113V114H144ZM177 113V112H176ZM10 114V113H9ZM17 114V113H16ZM21 114V113H20ZM19 114V116H22V114L20 115ZM47 114H49V113H47ZM54 114V113H53ZM56 114V113H55ZM54 114V115H55ZM74 114V113H73ZM77 114V113H76ZM91 114H93V112L91 113ZM90 114V115H91ZM95 114V113H94ZM105 114H107V113H105ZM116 114H119V113H116ZM123 114V113H122ZM127 114V113H126ZM182 113H180V115H181ZM3 115V114H2ZM18 115V114H17ZM36 115V114H35ZM40 115V114H39ZM46 115V114H45ZM58 115V114H57ZM68 115V114H67ZM70 115V114H69ZM78 115V114H77ZM139 115V114H138ZM174 115H175V113H174ZM184 115V114H183ZM1 116V115H0ZM16 116V115H15ZM23 116H25V115H23ZM22 116V117H23ZM26 116V117H27ZM34 116V115H33ZM59 116V115H58ZM63 116H64V114H63ZM66 116V115H65ZM71 116V115H70ZM76 116V115H75ZM92 116V115H91ZM95 116V115H94ZM93 116V117H94ZM100 116V115H99ZM115 116V115H114ZM113 116V117H114ZM7 117V116H6ZM9 117V116H8ZM49 117V116H48ZM56 117V116H55ZM78 117V116H77ZM102 117V116H101ZM108 117V116H107ZM106 117V118H107ZM121 117V116H120ZM182 117V116H181ZM3 118V117H2ZM5 118V117H4ZM10 118V117H9ZM16 118V117H15ZM45 118V117H44ZM62 118V117H61ZM60 118V119H61ZM80 118V117H79ZM95 118V117H94ZM97 118V117H96ZM95 118V119H96ZM105 118V117H104ZM109 118H111V117H109ZM127 118V117H126ZM173 118H174V116H173ZM1 119V118H0ZM7 119V118H6ZM12 119V118H11ZM29 119V118H28ZM28 119H26V120H28ZM39 119V118H38ZM52 119V118H51ZM59 119V118H58ZM68 119H70V118H68ZM74 119H75V117H74ZM78 119V118H77ZM76 119V120H77ZM89 119H91V118H89ZM94 119V120H95ZM118 119V118H117ZM122 119V118H121ZM128 120L130 119L131 121H135V119H134V117H132L131 116V118L129 117V118H127ZM4 120V119H3ZM21 121H23L22 119H20ZM36 120V119H35ZM40 120V119H39ZM48 120V119H47ZM54 120V119H53ZM62 120V119H61ZM65 120V119H64ZM71 120V119H70ZM86 120V119H85ZM108 120V119H107ZM115 120V119H114ZM119 120V119H118ZM147 120V119H146ZM145 120V121H146ZM10 121V120H9ZM13 121V120H12ZM15 121H16V119H15ZM41 121V120H40ZM59 121V120H58ZM83 121V120H82ZM89 121V120H88ZM98 121H100V120H98ZM103 121V120H102ZM111 121V120H110ZM173 121H174V119H173ZM7 122H8V120H7ZM34 121H32V123H33ZM37 122V121H36ZM55 122V121H54ZM60 122V121H59ZM65 122V121H64ZM63 122V123H64ZM71 122H72V120H71ZM78 122H79V120H78ZM77 122V123H78ZM93 122V121H92ZM142 122H143V120H142ZM177 122V121H176ZM6 123V122H5ZM11 123V122H10ZM13 123V122H12ZM11 123V124H12ZM16 123V122H15ZM25 123H27L26 121H25ZM24 123V124H25ZM43 123H45V122H43ZM48 123V122H47ZM55 123H57V122H55ZM67 123V122H66ZM76 123V122H75ZM94 123V122H93ZM92 123V124H93ZM98 123V122H97ZM102 123V122H101ZM103 123H105V122H103ZM137 123V122H136ZM174 123H175V121H174ZM185 123V124H184ZM2 123H0V125H1ZM3 124H4V122H3ZM8 124V123H7ZM49 124V123H48ZM58 124V123H57ZM65 124V123H64ZM69 124V123H68ZM74 124V123H73ZM80 124V123H79ZM83 124V123H82ZM111 124V123H110ZM118 124V123H117ZM134 124V123H133ZM8 125H10V124H8ZM32 125V124H31ZM36 125V124H35ZM77 125V124H76ZM89 125V124H88ZM97 125V124H96ZM100 125V124H99ZM108 125H109V123H108ZM123 125V124H122ZM13 126H16V125H13ZM22 126V125H21ZM25 126V125H24ZM30 126V125H29ZM29 126H28V128H29ZM72 126H75V125H72ZM71 126V127H72ZM80 125H78V127H79ZM82 126V125H81ZM90 126H92V125H90ZM1 127V126H0ZM2 127H5L4 125H2ZM7 127H9V126H7ZM31 127H33V126H31ZM54 127V126H53ZM62 127V126H61ZM67 127V126H66ZM70 127V128H71ZM76 127V126H75ZM88 127V126H87ZM98 127V126H97ZM105 127V126H104ZM106 127H108L107 125H106ZM117 127H119V126H117ZM117 127H116V129H117ZM146 127V126H145ZM6 128V127H5ZM17 128H18V126H17ZM38 128V127H37ZM41 128H44V127H42L41 126ZM74 128V127H73ZM93 128V127H92ZM96 128V127H95ZM94 128V129H95ZM101 128H102V126H101ZM130 128V127H129ZM146 128V129H147ZM175 128V127H174ZM1 129V128H0ZM12 129V128H11ZM26 129V128H25ZM31 129V128H30ZM48 129V128H47ZM88 130H89V128H87ZM109 129V128H108ZM110 129H111V126H110ZM52 130H54V128L52 129ZM63 130V129H62ZM70 130V129H69ZM74 130V129H73ZM85 130H86V128H85ZM84 130V131H85ZM87 130V132H89ZM100 130H102V129H100ZM107 130V129H106ZM112 130V129H111ZM126 130V129H125ZM131 130V129H130ZM148 130V129H147ZM148 130V131H149ZM8 131V130H7ZM11 131V130H10ZM15 131V130H14ZM42 131V130H41ZM65 131V130H64ZM77 131V130H76ZM103 131V130H102ZM110 131V130H109ZM117 131V130H116ZM115 131V132H116ZM119 131V130H118ZM120 131H122V129L120 130ZM129 131V130H128ZM176 131H177V128H176ZM2 132V131H1ZM12 132H13V130H12ZM32 132V131H31ZM45 132H47V131H45ZM56 132V131H55ZM66 132V131H65ZM78 132V131H77ZM77 132H76V134H77ZM92 132H93V130H92ZM92 132H90V133H92ZM111 132V131H110ZM136 132V131H135ZM179 132V133H180ZM41 133V132H40ZM44 133V132H43ZM51 133H53V132H51ZM62 133H63V131H62ZM70 133V132H69ZM80 133V132H79ZM82 133H83V131H82ZM85 133V132H84ZM89 133V134H90ZM101 133V132H100ZM99 133V134H100ZM2 134H3V132H2ZM8 134V133H7ZM12 134V133H11ZM89 134H87V136L89 135ZM119 134H121V133H119ZM118 134V135H119ZM172 134V133H171ZM5 135V134H4ZM18 135H20V134H18ZM48 135V134H47ZM70 135V134H69ZM75 135V134H74ZM79 135V134H78ZM81 135V134H80ZM79 135V136H80ZM83 135V134H82ZM86 135V134H85ZM84 135V136H85ZM97 135V134H96ZM124 135H125V133H124ZM162 135V134H161ZM62 136V135H61ZM67 136V135H66ZM73 136V135H72ZM76 136V135H75ZM74 136V137H75ZM93 136V135H92ZM98 136V135H97ZM100 136V135H99ZM140 136V135H139ZM144 136V135H143ZM171 136V135H170ZM0 137H2V135L0 134ZM38 137H40V136H38ZM42 137V136H41ZM45 137V136H44ZM44 137H42V138H44ZM51 137V136H50ZM63 137V136H62ZM68 137V136H67ZM78 137V136H77ZM89 137V136H88ZM134 137V136H133ZM154 137V136H153ZM4 138V137H3ZM28 138H31V137H28ZM46 138V137H45ZM53 138V137H52ZM55 138V137H54ZM66 138V137H65ZM64 138V139H65ZM69 138H70V136H69ZM68 138V139H69ZM76 138V137H75ZM84 138V137H83ZM100 138V137H99ZM98 138V139H99ZM103 138V140H104V137H102ZM107 138V137H106ZM111 138V137H110ZM126 138H127V135H126ZM130 138V137H129ZM132 138V137H131ZM130 138V139H131ZM63 139V140H64ZM93 139H96V137L94 136V138ZM112 139V138H111ZM128 139V138H127ZM130 139H128V140H130ZM134 139V138H133ZM170 139V138H169ZM13 140V139H12ZM43 140V139H42ZM45 140V139H44ZM57 140V139H56ZM55 140V141H56ZM70 140H72V139H70ZM70 140H68L69 142H70ZM85 140V139H84ZM83 140V141H84ZM101 141H102V139H100ZM99 140V142H101ZM119 140V139H118ZM122 140V139H121ZM162 140V139H161ZM165 140V139H164ZM178 140V139H177ZM9 141V140H8ZM17 141V140H16ZM28 141V140H27ZM49 141V140H48ZM75 141V140H74ZM97 141V140H96ZM125 141V140H124ZM157 141V140H156ZM155 141V142H156ZM174 141H176V140H174ZM15 142V141H14ZM37 142V141H36ZM45 142V141H44ZM62 142H64V141H62ZM61 142V143H62ZM65 142H67V141H65ZM79 142H81V141H79ZM78 142V143H79ZM91 142V141H90ZM109 142H111V141H109ZM115 142V141H114ZM123 142V141H122ZM127 142V141H126ZM138 142V141H137ZM141 142V141H140ZM169 141L167 140V143H168ZM9 143V142H8ZM30 143V142H29ZM39 143V142H38ZM37 143V144H38ZM56 143H57V141H56ZM72 143V142H71ZM77 143V142H76ZM93 143V142H92ZM98 143V142H97ZM103 143V142H102ZM106 143V142H105ZM104 143V144H105ZM128 144H129V142H127ZM126 143V144H127ZM167 143H165V144H167ZM1 144V143H0ZM40 144V143H39ZM41 144H43V143H41ZM46 144V143H45ZM53 144V143H52ZM65 144V143H64ZM69 144V143H68ZM74 144H75V142H74ZM81 144V143H80ZM82 144H84L83 142H82ZM89 143H87L86 144V146L88 145ZM108 144V143H107ZM107 144H105L106 146H107ZM132 143H130V145H131ZM137 144V143H136ZM12 145V144H11ZM14 145V144H13ZM16 145V144H15ZM22 145V144H21ZM58 146H59V144H57ZM62 145V144H61ZM70 145H72V144H70ZM89 145H91V144H89ZM105 145H103V146H105ZM112 145H113V143H112ZM116 145H119V144H116ZM124 145V144H123ZM138 145V144H137ZM161 145V144H160ZM209 145H211L212 147H213V149H215L218 153V155H219V160H218V164H215V163H213L212 162V160H210V158L207 156V154L205 153V151H204V148L206 147V146H209ZM27 146V145H26ZM67 146V145H66ZM76 146V145H75ZM79 146V145H78ZM78 146H76V147H78ZM83 146V145H82ZM94 146H95V144H94ZM98 146V145H97ZM100 146H101V144H100ZM126 146V145H125ZM167 146V145H166ZM166 146H165V148H166ZM4 147V146H3ZM13 147H15V146H13ZM21 147V146H20ZM19 147V148H20ZM24 147V146H23ZM35 147V146H34ZM47 147V146H46ZM49 147V146H48ZM53 147H54V145H53ZM52 147V148H53ZM57 147V146H56ZM68 147H69V145H68ZM112 147H114V146H112ZM119 147V146H118ZM141 147V146H140ZM187 148V151H186V149H183V148ZM6 148V147H5ZM8 148V147H7ZM25 148V147H24ZM32 148V147H31ZM40 148V147H39ZM55 148V147H54ZM53 148V150H55ZM59 148V147H58ZM63 148V147H62ZM61 148V149H62ZM71 148V147H70ZM83 148H85V144H84V147ZM87 148V147H86ZM104 148V147H103ZM109 148H111V147H109ZM123 148V147H122ZM169 148V147H168ZM67 149V148H66ZM73 149V148H72ZM77 149H82V148H77ZM101 149H102V147H101ZM114 150H115V147L113 148ZM118 149H120V147L118 148ZM128 149V148H127ZM126 149V150H127ZM133 149H135V148H133ZM145 149V148H144ZM152 149V148H151ZM18 150V149H17ZM20 150V149H19ZM26 150V149H25ZM30 150H32V149H30ZM50 150V149H49ZM58 150V149H57ZM85 150H87V149H85ZM84 150V151H85ZM112 149H110V151H111ZM125 150V151H126ZM131 150V149H130ZM139 150V149H138ZM146 150V149H145ZM210 150V149H209ZM7 151H8V149H7ZM13 151V150H12ZM42 151V150H41ZM44 151H48V150H44ZM51 151V150H50ZM56 151V150H55ZM64 151V150H63ZM69 151V150H68ZM81 151V150H80ZM80 151H79V153H80ZM118 151H120V150H118ZM137 151V150H136ZM135 151V152H136ZM140 151H142V150H140ZM148 151H149V149H148ZM207 151V150H206ZM24 152V151H23ZM33 152H36L35 150L33 151ZM52 152V151H51ZM66 151H64V153H65ZM74 152H77V151H75L74 150ZM82 152V151H81ZM97 152V151H96ZM105 152V151H104ZM106 152H108V149H107V151ZM115 152V151H114ZM129 152V151H128ZM127 152V153H128ZM154 152H155V150H154ZM209 152V151H208ZM210 152H211V150H210ZM11 153V152H10ZM14 153H16V152H14ZM56 153H57V151H56ZM62 153V152H61ZM72 151H71V156H72ZM83 153V152H82ZM113 153V152H112ZM121 154V152H118L117 154ZM126 153V152H125ZM129 153H131V152H129ZM136 153H138V152H136ZM153 153V152H152ZM213 153V152H212ZM1 154V153H0ZM9 154V153H8ZM8 154H6V155H8ZM20 154H22V153H20ZM36 154V153H35ZM47 154V153H46ZM48 154H51L52 155V153H48ZM53 154H55V153H53ZM68 154H69V152H68ZM108 154H111V152L110 153H108ZM107 154V155H108ZM119 154V155H120ZM154 154V153H153ZM210 154V153H209ZM214 154V153H213ZM5 155V156H6ZM13 155V154H12ZM15 155V154H14ZM30 155V154H29ZM41 155V154H40ZM56 155V154H55ZM58 155H59V153H58ZM73 155H74V153H73ZM78 155V154H77ZM87 155H88V153H87ZM90 155V154H89ZM94 155V154H93ZM106 155V156H107ZM112 155V154H111ZM115 155V154H114ZM132 155H133V153H132ZM168 155V154H167ZM171 155V154H170ZM4 156V155H3ZM22 156V155H21ZM28 156V155H27ZM31 156H33V155H31ZM35 156V155H34ZM33 156V157H34ZM39 156V155H38ZM44 156V155H43ZM50 156V155H49ZM74 156H76V155H74ZM74 156H72L73 157V160H74ZM105 156V158H108V156L106 157ZM130 156H131V154H130ZM138 156V155H137ZM164 156V155H163ZM166 156V155H165ZM164 156V157H165ZM172 156V155H171ZM212 156V155H211ZM217 156V155H216ZM2 157V156H1ZM26 157V156H25ZM36 157V156H35ZM60 158H61V156H59ZM71 157V158H72ZM80 157V156H79ZM86 157V156H85ZM92 157V156H91ZM96 157V156H95ZM119 157V156H118ZM157 157V156H156ZM167 157V156H166ZM168 157H169V155H168ZM167 157V158H168ZM173 157V156H172ZM214 157V156H213ZM13 158V157H12ZM70 158V159H71ZM77 158V157H76ZM84 158V157H83ZM97 158V157H96ZM115 158V157H114ZM134 158V157H133ZM139 158V157H138ZM160 158V157H159ZM183 158V157H182ZM216 158V157H215ZM7 159V158H6ZM24 159V158H23ZM40 159V158H39ZM42 159V158H41ZM40 159V160H41ZM52 159H53V156H52ZM52 159H49V161L50 160H52ZM57 159V158H56ZM66 159V158H65ZM78 159V158H77ZM80 159V158H79ZM94 159V158H93ZM104 159V158H103ZM113 159V158H112ZM119 159V158H118ZM156 159V158H155ZM161 159V158H160ZM170 159V158H169ZM217 159V158H216ZM14 160V159H13ZM39 160V161H40ZM47 160V159H46ZM45 159H44V162L46 161ZM69 160V159H68ZM72 160V159H71ZM73 160L71 161V162H73ZM82 160V159H81ZM90 160V159H89ZM92 160V159H91ZM95 160V159H94ZM110 160V159H109ZM109 160H108V162H109ZM114 160V159H113ZM112 160V161H113ZM182 160H184V158L182 159ZM6 161V160H5ZM4 161V162H5ZM55 161V160H54ZM58 161V160H57ZM57 161H55V162H57ZM99 161H101L102 162V160H99ZM105 161H107V160H105ZM163 161V160H162ZM32 162V161H31ZM36 162V161H35ZM53 162V161H52ZM51 162V163H52ZM66 162H67V160H66ZM69 162V161H68ZM89 162V161H88ZM97 162H98V160H97ZM114 162V161H113ZM112 162V163H113ZM164 162V161H163ZM169 162V161H168ZM174 162V161H173ZM178 162V161H177ZM8 163V162H7ZM10 163V162H9ZM39 163V162H38ZM37 163V164H38ZM74 163H75V160H74ZM81 163V162H80ZM160 163V162H159ZM167 163V162H166ZM184 163V162H183ZM19 164V163H18ZM21 164V163H20ZM40 164V163H39ZM42 164V163H41ZM86 164H87V162H86ZM86 164H85V166H86ZM99 164V163H98ZM104 164V163H103ZM111 164V163H110ZM177 164V163H176ZM175 164V165H176ZM178 164H180V163H178ZM178 164H177V166H178ZM182 164V163H181ZM36 165V164H35ZM62 165V164H61ZM79 165V164H78ZM84 165V164H83ZM90 165V164H89ZM18 166V165H17ZM41 166V165H40ZM45 166V165H44ZM48 166V164H46V167ZM53 166V165H52ZM73 165L71 164V167H72ZM80 166H81V164H80ZM88 166V165H87ZM102 166V165H101ZM166 166L167 165H165V168H166ZM182 166H184V165H182ZM24 167V166H23ZM22 167V168H23ZM38 167H39V165H38ZM91 167H92V165H91ZM90 166H89V168H91ZM175 167V166H174ZM17 168V167H16ZM40 168V167H39ZM42 168H44V167H42ZM73 168V167H72ZM79 168V167H78ZM97 168V167H96ZM110 168V167H109ZM161 168V167H160ZM182 168V167H181ZM185 168V167H184ZM6 169V168H5ZM36 169V168H35ZM56 169V168H55ZM66 169V168H65ZM85 169H87V168H85ZM94 169V168H93ZM99 168H97V170H98ZM101 169H103V168H101ZM158 169H159V167H158ZM174 169V168H173ZM186 169V168H185ZM17 170V169H16ZM40 170H42L43 171V169H41L40 168ZM68 170V169H67ZM104 170V169H103ZM107 170V169H106ZM162 170H163V168H162ZM177 170H179V169H176L175 171H177ZM182 170V169H181ZM3 171H5V170H3ZM22 171V170H21ZM26 171V170H25ZM36 171V170H35ZM61 171V170H60ZM73 171V170H72ZM80 171H82L81 170V168H80ZM84 171V170H83ZM87 171V170H86ZM94 171V170H93ZM111 171V170H110ZM117 171V170H116ZM160 171V170H159ZM164 171V170H163ZM170 171V170H169ZM173 171V170H172ZM186 171V170H185ZM11 172V171H10ZM36 172H39V171H36ZM45 171H43V173H44ZM48 172V171H47ZM65 172V171H64ZM162 172V171H161ZM168 172V171H167ZM188 172V171H187ZM186 172V173H187ZM3 173V172H2ZM1 173V174H2ZM15 173V172H14ZM33 173H35V172H33ZM42 173V172H41ZM53 173H55V172H53ZM80 173V172H79ZM84 173H85V171H84ZM114 173V172H113ZM6 174H7V172H6ZM31 174V173H30ZM45 174V173H44ZM43 174V175H44ZM51 174V173H50ZM49 174V175H50ZM90 174V173H89ZM92 174V173H91ZM94 174V173H93ZM177 174V173H176ZM5 175V174H4ZM19 175V174H18ZM33 175V174H32ZM36 175V174H35ZM39 175V174H38ZM52 175V174H51ZM75 175V174H74ZM140 175V174H139ZM175 175V174H174ZM192 175V174H191ZM196 175V174H195ZM1 176V175H0ZM12 176V175H11ZM30 176V175H29ZM37 176V175H36ZM47 176H48V174H47ZM53 176V175H52ZM66 176V175H65ZM68 176V175H67ZM90 176H92V175H90ZM128 176V175H127ZM126 176V177H127ZM160 176V175H159ZM167 176V175H166ZM197 176V175H196ZM208 176H210V175H208ZM19 177V176H18ZM43 177H45V176H43ZM58 177V176H57ZM83 177V176H82ZM87 177V176H86ZM85 177V178H86ZM99 177H100V175H99ZM103 177V176H102ZM165 177V176H164ZM171 177V176H170ZM175 177H177V176H175ZM189 177V176H188ZM4 178V177H3ZM16 178V177H15ZM23 178H24V174H23ZM69 178V177H68ZM76 178V177H75ZM80 178V177H79ZM95 178V177H94ZM106 178V177H105ZM169 178V177H168ZM213 178V177H212ZM215 178V177H214ZM219 178V179H220ZM5 179V178H4ZM10 179V178H9ZM17 179V178H16ZM35 179V178H34ZM46 179V178H45ZM50 179V178H49ZM54 179H56L55 177H54ZM60 179V178H59ZM81 179V178H80ZM87 179V178H86ZM92 179H93V177H92ZM127 179H129V178H127ZM135 179V178H134ZM177 179V178H176ZM196 179V178H195ZM208 179V178H207ZM18 180H20V179H18ZM30 180H32V179H30ZM48 180V179H47ZM52 180H53V178H52ZM57 180V179H56ZM78 180V179H77ZM84 180V179H83ZM148 180V179H147ZM154 180V179H153ZM158 180V179H157ZM173 180V179H172ZM188 180V179H187ZM189 180H190V178H189ZM194 180V179H193ZM200 180V179H199ZM2 181H3V179H2ZM8 181V180H7ZM6 181V182H7ZM17 181V180H16ZM22 181V180H21ZM49 181V180H48ZM55 181V180H54ZM86 181H88V180H86ZM93 181V180H92ZM116 181V180H115ZM141 181V180H140ZM146 181V180H145ZM149 181V180H148ZM179 181H181V180H179ZM204 181V180H203ZM19 182V181H18ZM24 182H28V181H25L24 180ZM24 182H23V184H24ZM33 182V181H32ZM32 182H31V185H33L32 184ZM37 182H39V181H37ZM42 182V181H41ZM47 182V181H46ZM62 182V181H61ZM67 182V181H66ZM121 182V181H120ZM194 182V181H193ZM216 182H217V180H216ZM221 182V181H220ZM17 183V182H16ZM29 183V182H28ZM35 183V182H34ZM53 183V182H52ZM70 183V182H69ZM79 183V182H78ZM82 183V182H81ZM137 183H138V181H137ZM143 183V182H142ZM152 183V182H151ZM205 183V182H204ZM21 184V183H20ZM42 184H43V182H42ZM56 184V183H55ZM58 184V183H57ZM90 184V183H89ZM97 184V183H96ZM181 184V183H180ZM191 184V183H190ZM190 184H188V185H190ZM201 183H199V184H194V187L197 189V190H199V191H201L202 193H204V194H206V195H212V196H215V195H217L218 197H220L223 201H224V203H227V204H229L230 206H232V207H234V208H236L237 210H240V211H242L245 215H248V216H251L252 218H257L258 220H260V219H264V212L263 213H261V214H259V213H254V211L252 212L248 207L250 206H245V205H243L242 203H240L239 201H237V200H233V199H230V198H228V197H226V196H224V195H222L221 196V194L220 193H218V192H216V191H212V189H208L206 186H203V185H200ZM218 184V183H217ZM224 184V183H223ZM17 185V184H16ZM64 185V184H63ZM83 185V184H82ZM85 185V184H84ZM87 185V184H86ZM92 185V184H91ZM90 185V186H91ZM187 184H186V186H188ZM208 185V184H207ZM1 186V185H0ZM19 186V185H18ZM22 186V185H21ZM36 186H37V184H36ZM53 186V185H52ZM59 186H60V184H59ZM66 186V185H65ZM69 186H71V185H69ZM146 186V185H145ZM173 186H175V185H173ZM182 186V185H181ZM192 186V185H191ZM216 186V185H215ZM33 187V186H32ZM54 187V186H53ZM76 187H79V186H76ZM84 187V186H83ZM89 187V186H88ZM93 188L95 187V186H92ZM211 187V186H210ZM213 187V186H212ZM223 187V186H222ZM232 187V186H231ZM2 188V187H1ZM14 188V187H13ZM26 188H27V186H26ZM28 188H29V186H28ZM44 188V187H43ZM46 188H48V187H46ZM50 188V187H49ZM80 188H82L81 187V185H80ZM80 188H78V190L80 189ZM100 188V187H99ZM147 188V187H146ZM176 188V187H175ZM182 188V187H181ZM226 188H227V186H226ZM22 189V188H21ZM23 189H25V188H23ZM31 189V188H30ZM35 189V188H34ZM42 189V188H41ZM59 189V188H58ZM63 189V188H62ZM69 189V188H68ZM71 189V188H70ZM77 189V188H76ZM84 189V188H83ZM87 189V188H86ZM89 189H91V187L89 188ZM101 189V188H100ZM99 189V190H100ZM174 189V188H173ZM192 189V188H191ZM218 189V188H217ZM236 189V188H235ZM14 190V189H13ZM18 190V189H17ZM32 190V189H31ZM39 190V189H38ZM47 190V189H46ZM45 190V191H46ZM55 190H57V188L55 189ZM66 190V189H65ZM145 190V189H144ZM181 190V189H180ZM193 190V189H192ZM216 190V189H215ZM219 190V189H218ZM221 190V189H220ZM232 190V189H231ZM230 190V191H231ZM236 190V191H237ZM11 191V190H10ZM25 191V190H24ZM30 191V190H29ZM33 191H35V190H33ZM82 191V190H81ZM91 191H92V189H91ZM91 191H89V192H91ZM102 191V190H101ZM150 191V190H149ZM176 191V190H175ZM177 191H178V189H177ZM176 191V192H177ZM184 191V190H183ZM186 191H188V190H186ZM185 191V192H186ZM4 192H6V191H4ZM17 192V191H16ZM19 192V191H18ZM22 192V191H21ZM26 192V191H25ZM31 192V191H30ZM43 192V191H42ZM66 192V191H65ZM64 192V195L66 194ZM68 192V191H67ZM86 192H88V191H86ZM106 192V191H105ZM170 192V191H169ZM180 192V191H179ZM189 192V191H188ZM193 192V191H192ZM2 193V192H1ZM7 193V192H6ZM28 192H26V195H28L27 194ZM34 193V192H33ZM32 193V194H33ZM37 193V192H36ZM35 193V194H36ZM39 193V192H38ZM84 193V192H83ZM94 193V192H93ZM156 193V192H155ZM162 193V192H161ZM172 193V192H171ZM183 193V192H182ZM194 193V192H193ZM192 193V194H193ZM223 193V192H222ZM10 194V193H9ZM17 194V193H16ZM23 194H24V192H23ZM41 194V193H40ZM44 194V193H43ZM43 194H41V195H43ZM54 194H55V192H54ZM53 194V195H54ZM70 194H71V192H70ZM73 194H75L74 192H73ZM92 194V193H91ZM100 194H101V192H100ZM104 194V193H103ZM106 194L107 193H105L104 195L105 196H103V197H106ZM109 194V193H108ZM150 194V193H149ZM164 194V193H163ZM175 194V193H174ZM189 194V198H190V194H191V192H189L188 193ZM230 194V193H229ZM39 195V194H38ZM83 195V194H82ZM112 195V194H111ZM157 195V194H156ZM179 195V194H178ZM228 195V194H227ZM231 195V194H230ZM14 196V195H13ZM48 196H50V195H48ZM59 196V195H58ZM66 196V195H65ZM170 196V195H169ZM193 196V195H192ZM216 196V197H217ZM235 196V195H234ZM16 197V196H15ZM37 197V196H36ZM40 197V196H39ZM44 196H42V198H43ZM62 197V196H61ZM64 197V196H63ZM201 197V196H200ZM206 197V196H205ZM211 197V196H210ZM3 198H5V197H3ZM30 198V197H29ZM56 198V197H55ZM58 198V197H57ZM73 198H74V195H73ZM76 198V197H75ZM78 198V197H77ZM82 198H84V196L82 197ZM107 198V197H106ZM111 198V197H110ZM125 198V197H124ZM163 198V197H162ZM193 198H195V197H193ZM231 198H232V196H231ZM249 198V197H248ZM12 199V198H11ZM16 199V198H15ZM14 199V200H15ZM45 199H47V198H45ZM53 199H54V197H53ZM62 199V198H61ZM64 199V201H67V200H65V198H63ZM70 199V198H69ZM79 199V198H78ZM119 199V198H118ZM117 199V200H118ZM177 199V198H176ZM206 199V198H205ZM210 199V198H209ZM214 199H216V198H214ZM218 199V198H217ZM256 199H259V198H256ZM264 199V198H263ZM10 200V199H9ZM13 200V201H14ZM17 200V199H16ZM15 200V201H16ZM20 200V199H19ZM24 200V199H23ZM27 200V199H26ZM31 201H32V199H30ZM57 200V199H56ZM59 200V199H58ZM57 200V201H58ZM97 200V199H96ZM98 200H100V199H98ZM101 200H103V198L101 199ZM146 200V199H145ZM164 200V199H163ZM196 200V199H195ZM253 200V199H252ZM251 200V201H252ZM18 201V200H17ZM29 201V200H28ZM71 201V200H70ZM75 201V200H74ZM92 201V200H91ZM107 201H108V199H107ZM124 201V200H123ZM122 201V202H123ZM129 201H131V200H129ZM128 201V202H129ZM134 201V200H133ZM149 201V203L151 204V202H150V200H148ZM201 201V200H200ZM203 201V200H202ZM249 201V200H248ZM3 202V201H2ZM7 202V201H6ZM35 202V201H34ZM38 202V201H37ZM110 202V201H109ZM111 202H112V200H111ZM139 201H137V203H138ZM143 202V201H142ZM141 202V203H142ZM152 202H153V200H152ZM157 202V201H156ZM164 202V201H163ZM162 202V203H163ZM166 202V201H165ZM194 202V201H193ZM260 202V201H259ZM8 203V202H7ZM6 203V204H7ZM30 203V202H29ZM32 203H33V201H32ZM32 203H30V204H32ZM39 203H41V202H39ZM38 203V204H39ZM43 203H45V202H43ZM50 203H51V199H50ZM54 203V202H53ZM52 203V204H53ZM58 203V202H57ZM63 203V202H62ZM74 203H76V202H74ZM86 203V202H85ZM97 203H101V202H97ZM103 203V202H102ZM105 203V202H104ZM113 203V202H112ZM130 203H132V202H130ZM155 203V202H154ZM159 203H160V201H159ZM187 203V202H186ZM196 203H198V202H196ZM205 203H206V201H205ZM209 203V202H208ZM207 203V204H208ZM211 203H212V201H211ZM220 203H222V202H220ZM223 203V204H224ZM261 203V202H260ZM17 204V203H16ZM35 204H36V202H35ZM56 204V203H55ZM64 204V203H63ZM71 204V203H70ZM77 204V203H76ZM107 204H108V202H107ZM118 204V203H117ZM125 204V203H124ZM127 204V203H126ZM140 204V203H139ZM143 204V203H142ZM147 204V203H146ZM153 204V203H152ZM161 204V203H160ZM159 204V205H160ZM177 204H179V203H177ZM188 204V203H187ZM203 204V203H202ZM214 204H215V202H214ZM227 204H226V206H227ZM22 205V204H21ZM46 205V204H45ZM49 205V204H48ZM59 205V204H58ZM61 205V204H60ZM67 205V204H66ZM79 205V204H78ZM86 205V204H85ZM120 205H122V204H120ZM129 205V204H128ZM180 205H182V204H180ZM185 205V204H184ZM190 205V202H189V204H188V206ZM193 205V203L190 205V207ZM198 205H200V204H198ZM209 205V204H208ZM220 205V204H219ZM264 205V204H263ZM262 205V206H263ZM8 206H9V204H8ZM7 206V207H8ZM16 206V205H15ZM24 206V205H23ZM26 206V205H25ZM28 206V205H27ZM37 206V205H36ZM39 206V205H38ZM93 206V205H92ZM94 206H96V205H94ZM93 206V207H94ZM101 206H103V205H101ZM100 206V207H101ZM147 206V205H146ZM153 206V205H152ZM152 206H150V207H152ZM161 206H162V204H161ZM173 206V205H172ZM186 206V205H185ZM205 206H207V205H205ZM212 206H214V205H212ZM225 206V207H226ZM261 206V205H260ZM10 207V206H9ZM14 207V206H13ZM17 208H18V206H16ZM35 207V206H34ZM46 207V209H47V206H45ZM61 207V206H60ZM99 207V206H98ZM121 207V206H120ZM144 207V206H143ZM149 207V206H148ZM149 207V208H150ZM159 207V206H158ZM169 207V206H168ZM174 207V206H173ZM172 207V208H173ZM176 207V206H175ZM184 207V206H183ZM189 207V208H190ZM193 207V206H192ZM203 207H204V204H203ZM215 207H217V206H215ZM250 207H252V206H250ZM264 207V206H263ZM20 208H22V207H20ZM26 208V207H25ZM28 208V207H27ZM40 208V207H39ZM38 208V209H39ZM48 208H49V206H48ZM56 208V207H55ZM79 208V207H78ZM87 208V207H86ZM113 208H114V206H113ZM116 208H118V207H116ZM162 208V207H161ZM160 208V209H161ZM166 208V207H165ZM169 208H171V207H169ZM214 208V207H213ZM220 208V207H219ZM229 208V207H228ZM262 208V207H261ZM6 209V208H5ZM16 209V208H15ZM35 209V208H34ZM65 209V208H64ZM67 209V208H66ZM115 209V208H114ZM121 209V208H120ZM119 209V210H120ZM136 209V208H135ZM164 209V208H163ZM168 209V208H167ZM180 209V208H179ZM191 209V208H190ZM198 209H199V206H198ZM204 209V208H203ZM203 209H201V210H203ZM221 209H222V207H221ZM230 209H231V207H230ZM264 209V208H263ZM35 210H37V209H35ZM42 210V209H41ZM43 210H44V208H43ZM53 210V209H52ZM58 210H60V209H58ZM72 210V209H71ZM73 210H74V207H73ZM72 210V211H73ZM77 210V209H76ZM82 210V209H81ZM80 210V211H81ZM118 210V211H119ZM125 210V209H124ZM129 210V209H128ZM155 210V209H154ZM170 210V209H169ZM172 210V209H171ZM192 210V209H191ZM193 210H195V208L193 209ZM205 210V209H204ZM212 210V209H211ZM229 210V209H228ZM253 210V209H252ZM9 211V210H8ZM14 211V210H13ZM12 211V212H13ZM23 211V210H22ZM45 211V210H44ZM79 211V212H80ZM110 211V210H109ZM108 211V212H109ZM111 211H113V210H111ZM110 211V213H112ZM123 211V210H122ZM216 211V210H215ZM232 211V210H231ZM4 212V211H3ZM5 212H7V210L5 211ZM15 212V211H14ZM32 212V211H31ZM46 212V211H45ZM50 212V211H49ZM55 212V211H54ZM53 212V213H54ZM64 212V211H63ZM66 212H68V211H66ZM76 212V211H75ZM74 212V213H75ZM92 212V211H91ZM97 212V211H96ZM114 212H116V211H114ZM189 212V211H188ZM193 212V211H192ZM222 212H224V211H222ZM221 212V213H222ZM239 212V211H238ZM257 212V211H256ZM17 213V212H16ZM21 213V212H20ZM26 213V212H25ZM61 213V212H60ZM72 213V212H71ZM78 213V212H77ZM120 213H121V210H120ZM123 213V212H122ZM181 213H182V211H181ZM220 213V212H219ZM13 214V213H12ZM28 214V213H27ZM42 214V213H41ZM40 214V215H41ZM44 214V213H43ZM78 214H80V213H78ZM77 214V215H78ZM82 214V213H81ZM99 214V213H98ZM118 214V213H117ZM208 214V213H207ZM215 214V213H214ZM228 214V213H227ZM4 215V214H3ZM23 215V214H22ZM54 215V214H53ZM69 215H72V214H69ZM85 215V214H84ZM94 215V214H93ZM95 215H97V214H95ZM142 215V214H141ZM183 215V214H182ZM210 215V214H209ZM234 215H235V213H234ZM35 216H37V215H35ZM47 216V215H46ZM99 216V215H98ZM106 216V215H105ZM126 216V215H125ZM143 216V215H142ZM155 216V215H154ZM236 216H237V214H236ZM10 217V216H9ZM12 217V216H11ZM38 217V216H37ZM54 217H56V216H54ZM67 217V216H66ZM75 217V216H74ZM73 217V218H74ZM81 217V216H80ZM112 217H115V216H112ZM118 217H120V215L118 216ZM118 217H116V218H118ZM124 217V216H123ZM127 217V216H126ZM152 217V216H151ZM208 217V216H207ZM238 217V216H237ZM242 217V216H241ZM46 218V217H45ZM50 218H53L52 216L50 217ZM49 218V219H50ZM58 218V217H57ZM61 218H64V217H61ZM95 218V217H94ZM106 218V217H105ZM104 218V219H105ZM108 218V217H107ZM125 218V217H124ZM199 218V217H198ZM250 218V217H249ZM5 219L6 218H4V221H5ZM22 219V218H21ZM27 219V218H26ZM38 219V218H37ZM42 219H44V217L42 218ZM65 219H67V218H65ZM65 219H64V221H65ZM76 219V218H75ZM92 219V218H91ZM97 219V218H96ZM122 219V218H121ZM137 219H139V218H137ZM141 219H143V218H141ZM152 219V218H151ZM2 220V219H1ZM10 220V219H9ZM52 220V219H51ZM54 220V219H53ZM60 220V219H59ZM82 220V219H81ZM99 220V219H98ZM107 220V219H106ZM120 220V219H119ZM140 220V219H139ZM148 220H150V218L148 219ZM153 220V219H152ZM151 220V221H152ZM180 220V219H179ZM203 220V219H202ZM253 220V219H252ZM256 220V219H255ZM6 221H8V220H6ZM37 221V220H36ZM62 221V220H61ZM75 220H73V222H74ZM80 221V220H79ZM83 221V220H82ZM89 221V220H88ZM88 221H86V222H88ZM94 221V220H93ZM104 221V220H103ZM121 221H123V220H121ZM125 221H126V219H125ZM134 221V220H133ZM133 221H130L129 223H132ZM136 221V220H135ZM150 221V222H151ZM239 221V220H238ZM251 221V220H250ZM257 221V220H256ZM34 222V221H33ZM41 222V221H40ZM43 222V221H42ZM46 222H47V220H46ZM119 222V221H118ZM146 222H147V220H146ZM242 222V221H241ZM248 222V221H247ZM261 222V221H260ZM0 223H1V221H0ZM3 223H5V222H3ZM15 223H17V222H15ZM27 223V222H26ZM38 223V222H37ZM56 223V222H55ZM104 222H102V224H103ZM121 223H123V222H121ZM148 223V222H147ZM209 223V222H208ZM220 223V222H219ZM230 223H232V222H230ZM255 223V222H254ZM257 223V222H256ZM2 224V223H1ZM8 224H9V222H8ZM7 224V225H8ZM30 224V223H29ZM44 224V223H43ZM57 224V223H56ZM83 224V223H82ZM107 224V223H106ZM117 224V223H116ZM120 224V223H119ZM12 225V224H11ZM18 225V224H17ZM21 225H23V224H21ZM28 225V224H27ZM40 225V224H39ZM42 225V224H41ZM63 225V224H62ZM66 225V224H65ZM75 225V224H74ZM98 225H100L99 223H98ZM204 225V224H203ZM224 225V224H223ZM226 225V224H225ZM243 226H244V224H242ZM241 225V228L243 227ZM257 225V224H256ZM264 225V224H263ZM3 226V225H2ZM59 226V225H58ZM79 226H80V223H79ZM144 226V225H143ZM160 226V225H159ZM158 226V227H159ZM240 226V225H239ZM5 227V226H4ZM31 227V226H30ZM36 227V226H35ZM76 227V226H75ZM137 227V226H136ZM219 227V226H218ZM254 227V226H253ZM252 227V228H253ZM262 227V226H261ZM9 228V227H8ZM23 228V227H22ZM24 228H26V227H24ZM28 228V227H27ZM79 228V227H78ZM77 228V229H78ZM117 228V227H116ZM122 228V227H121ZM120 228V229H121ZM143 228V227H142ZM163 228V227H162ZM168 228V227H167ZM181 228V227H180ZM205 228V227H204ZM230 228V227H229ZM238 228V227H237ZM240 228V227H239ZM250 228V227H249ZM263 228V227H262ZM17 229H19L20 230V228H17ZM34 229V228H33ZM67 229V228H66ZM69 229V228H68ZM75 229V228H74ZM86 229V228H85ZM88 229V228H87ZM139 229V228H138ZM141 229V228H140ZM164 229V228H163ZM190 229V228H189ZM214 229V228H213ZM224 229V228H223ZM228 229V228H227ZM244 229V228H243ZM246 229V228H245ZM261 229V228H260ZM264 229V228H263ZM23 230H25V229H23ZM29 230H31L32 231V228L31 229H29ZM29 230H28V232H29ZM38 230V229H37ZM48 229H46V231H47ZM53 230V229H52ZM58 230V229H57ZM63 230V229H62ZM71 230V229H70ZM113 230H114V228H113ZM146 230V229H145ZM174 230V229H173ZM176 230V229H175ZM235 230V229H234ZM252 230V229H251ZM7 231V230H6ZM9 231V230H8ZM12 231V230H11ZM13 231H14V229H13ZM16 231H18V230H16ZM27 231V230H26ZM35 231V230H34ZM33 231V232H34ZM45 231V230H44ZM49 231V230H48ZM47 231V232H48ZM64 231V230H63ZM74 231V230H73ZM77 231V230H76ZM79 231V230H78ZM100 231V230H99ZM99 231H94V232H92V233H88L86 236H84V237H81V239L79 240V241H81V242H83V241H85L86 239H88V238H90V237H96V238H102L103 239V234L102 233H100ZM159 231H161V230H159ZM189 231V230H188ZM187 231V232H188ZM202 231V230H201ZM209 231V230H208ZM214 231V230H213ZM212 231V232H213ZM228 231H230V230H228ZM250 231V230H249ZM261 231V230H260ZM264 231V230H263ZM24 232L25 231H23V234H24ZM55 232H57L56 230H55ZM61 232V231H60ZM59 232V233H60ZM81 232V231H80ZM175 232V231H174ZM197 232V231H196ZM195 232V233H196ZM205 232H207L206 230H205ZM216 232H218V231H216ZM226 232V231H225ZM237 232V231H236ZM253 232V231H252ZM8 233V232H7ZM16 233V232H15ZM29 233H31V232H29ZM38 233H39V231H38ZM41 233V232H40ZM70 233V232H69ZM75 233V232H74ZM77 233H79V232H77ZM188 233H190V232H188ZM194 233V232H193ZM202 233V232H201ZM241 233V232H240ZM245 233V232H244ZM5 234V233H4ZM16 234H18V233H16ZM21 235H23L22 233H20ZM33 234V233H32ZM51 234V233H50ZM63 234V233H62ZM71 234H72V232H71ZM121 234V233H120ZM124 234V233H123ZM141 234V233H140ZM191 234V233H190ZM204 234V233H203ZM202 234V235H203ZM209 235H210V233H208ZM207 234V235H208ZM218 234H219V232H218ZM222 234V233H221ZM11 235H13V232H12V234ZM10 235V236H11ZM42 235H43V233H42ZM47 235V234H46ZM70 235V234H69ZM73 235V234H72ZM107 235V234H106ZM112 235V234H111ZM118 235V234H117ZM127 235V234H126ZM168 235V234H167ZM184 235V234H183ZM212 235H213V233H212ZM224 235H226V234H224ZM223 235V236H224ZM228 235V234H227ZM231 235V234H230ZM240 235V234H239ZM246 235V234H245ZM248 235V234H247ZM254 235V234H253ZM4 236H6V235H4ZM3 236V237H4ZM26 236V235H25ZM35 236V235H34ZM33 236V237H34ZM49 236V235H48ZM52 236V235H51ZM63 236V235H62ZM68 236V235H67ZM105 236V235H104ZM131 236V235H130ZM138 236H140V235H138L137 234V237ZM143 236V235H142ZM153 236V235H152ZM161 236V235H160ZM204 236V235H203ZM214 236H215V234H214ZM213 236V237H214ZM13 237V236H12ZM12 237H10V238H12ZM17 237H21V236H17ZM24 237V236H23ZM22 237V238H23ZM46 237V236H45ZM56 237H57V235H56ZM74 237V236H73ZM106 237V236H105ZM109 237V236H108ZM136 237V238H137ZM175 237V236H174ZM181 237V236H180ZM192 237V236H191ZM194 237V236H193ZM192 237V238H193ZM226 237V236H225ZM260 237V236H259ZM258 237V238H259ZM14 238H16V237H14ZM31 238V237H30ZM69 238V237H68ZM67 238V239H68ZM78 238V237H77ZM107 238V237H106ZM112 238H114V237H112ZM117 238V237H116ZM119 238V237H118ZM117 238V239H118ZM123 238V237H122ZM139 238V237H138ZM172 238V237H171ZM195 238H197V236L195 237ZM205 238V237H204ZM203 238V239H204ZM220 238V237H219ZM230 238H232V237H230ZM3 239V238H2ZM1 239V240H2ZM9 239V238H8ZM79 239V238H78ZM78 239H77V241H78ZM93 239V238H92ZM111 239V238H110ZM121 239V238H120ZM119 239V240H120ZM144 239V238H143ZM151 239H152V237H151ZM173 239V238H172ZM215 239V238H214ZM255 239V238H254ZM260 239V238H259ZM14 240V239H13ZM25 240H26V238H25ZM74 240H75V237H74ZM100 240V239H99ZM116 240V239H115ZM123 240V239H122ZM135 240V239H134ZM216 241H217V239H215ZM229 240V239H228ZM244 240V239H243ZM249 240V239H248ZM10 241V240H9ZM62 241V240H61ZM78 241V242H79ZM94 241H96L95 240V238H94V240L92 241V242H94ZM112 241V240H111ZM114 241V240H113ZM118 241V240H117ZM152 241H154V240H152ZM201 241V240H200ZM207 241V240H206ZM209 241V240H208ZM247 241V240H246ZM16 242V241H15ZM22 242H23V240H22ZM63 242V241H62ZM66 242V241H65ZM74 242V241H73ZM77 242V243H78ZM91 242V243H92ZM121 242V241H120ZM124 242H126V241H124ZM130 242V241H129ZM131 244H133V241L131 240ZM173 242V241H172ZM191 242V241H190ZM210 242H212V241H210ZM10 243V242H9ZM20 243V242H19ZM67 243V242H66ZM122 243V242H121ZM135 243V242H134ZM137 243H138V241H137ZM144 243V242H143ZM161 243V242H160ZM159 243V244H160ZM163 243V242H162ZM202 243V242H201ZM208 243V242H207ZM222 243V242H221ZM7 244V243H6ZM26 244V243H25ZM34 244V243H33ZM37 244V243H36ZM44 244V243H43ZM63 244V243H62ZM68 244V243H67ZM70 244V243H69ZM73 244V243H72ZM76 244V243H75ZM74 244V245H75ZM85 244H87V241H86V243ZM84 244V245H85ZM102 244V243H101ZM106 244V243H105ZM108 244V243H107ZM109 244H112V243H109ZM136 244V243H135ZM198 244H199V242H198ZM203 244V243H202ZM215 244V243H214ZM58 245V244H57ZM56 245V246H57ZM59 245H60V243H59ZM66 245V244H65ZM64 245V246H65ZM79 245H81V243H79ZM94 244H92L91 246H93ZM97 245V244H96ZM104 245V244H103ZM119 245V244H118ZM128 245H129V243H128ZM134 245V244H133ZM139 245H141V244H139ZM143 245V244H142ZM12 246V244L10 245V247ZM15 246V245H14ZM23 246V245H22ZM36 246V245H35ZM56 246H54V247H56ZM69 246V245H68ZM83 246V245H82ZM104 246H106V245H104ZM186 246V245H185ZM205 246V245H204ZM9 247V246H8ZM13 247V246H12ZM30 247V246H29ZM33 247V246H32ZM31 247V248H32ZM97 247V246H96ZM108 247V246H107ZM111 247V246H110ZM113 247H114V245H113ZM112 247V248H113ZM125 247H126V245H125ZM129 247V246H128ZM136 247V246H135ZM179 248H180V245L178 246ZM190 247V246H189ZM203 247V246H202ZM4 248H7V247H5L4 246ZM25 248V247H24ZM23 248V249H24ZM34 248V247H33ZM58 248V247H57ZM62 248V247H61ZM66 248V247H65ZM70 248V247H69ZM72 248V247H71ZM78 248V247H77ZM91 248V247H90ZM99 248L101 249V247H100V245H99ZM98 248V249H99ZM127 248V247H126ZM131 248H133L132 246H131ZM137 248H138V246H137ZM140 248V247H139ZM143 248V247H142ZM149 248V247H148ZM150 248H152L151 246H150ZM154 248H156V247H154ZM186 248V247H185ZM184 248V249H185ZM9 249V248H8ZM13 249V248H12ZM12 249H10L9 251H11ZM15 249H17V248H15ZM35 249V248H34ZM38 249V248H37ZM40 249V248H39ZM88 249V248H87ZM104 249V248H103ZM117 249V248H116ZM120 249V248H119ZM141 249V248H140ZM168 249V248H167ZM172 249V248H171ZM242 249V248H241ZM18 250H20V248L18 249ZM33 250V249H32ZM45 250V249H44ZM74 250H76V249H74ZM73 250V251H74ZM79 250H80V248H79ZM90 250V249H89ZM95 250V249H94ZM105 250V249H104ZM103 250V251H104ZM114 250H115V248H114ZM133 250H136V248H134ZM150 250V249H149ZM154 250V249H153ZM182 250V249H181ZM0 251H1V249H0ZM8 251V250H7ZM31 251V250H30ZM45 251H47V250H45ZM50 251V250H49ZM53 251H55V249L53 250ZM52 251V252H53ZM59 251V250H58ZM62 251V250H61ZM107 251V250H106ZM117 251V250H116ZM140 251V250H139ZM145 251V250H144ZM143 251V252H144ZM163 251V250H162ZM190 251V250H189ZM5 252V251H4ZM36 252V251H35ZM34 252V253H35ZM82 252V251H81ZM94 252H96V250L94 251ZM136 252V251H135ZM148 252V251H147ZM146 252V253H147ZM160 252V251H159ZM191 252V251H190ZM199 252V251H198ZM204 252V251H203ZM13 253V252H12ZM26 253V252H25ZM40 253V252H39ZM43 253V252H42ZM47 253V252H46ZM45 253V254H46ZM60 253V252H59ZM62 253V252H61ZM69 253V252H68ZM80 253V252H79ZM85 253V252H84ZM98 253V252H97ZM103 253V252H102ZM104 253H105V251H104ZM103 253V254H104ZM109 253V252H108ZM121 253V252H120ZM122 253H124L123 251H122ZM127 253V252H126ZM125 253V254H126ZM130 253H132V252H130ZM164 253H166V252H164ZM170 253V252H169ZM227 253V252H226ZM38 254V253H37ZM48 254V253H47ZM47 254H46V257H47ZM50 254V253H49ZM52 254V253H51ZM50 254V255H51ZM106 254L107 253H105L104 255L106 256ZM142 254V253H141ZM155 254V253H154ZM154 254H152V256L154 255ZM163 254V253H162ZM192 254V253H191ZM7 255V254H6ZM10 255V254H9ZM13 255H15V254H13ZM19 255V254H18ZM29 255V254H28ZM35 255V254H34ZM44 255V254H43ZM63 255H64V253H63ZM67 255H69V254H67ZM77 255V254H76ZM103 255V256H104ZM183 255V254H182ZM188 255V254H187ZM193 255V254H192ZM3 256V255H2ZM32 256V255H31ZM71 256V255H70ZM90 256V255H89ZM101 256V255H100ZM102 256V257H103ZM127 256V255H126ZM125 256V257H126ZM137 256V255H136ZM143 256V255H142ZM145 256H146V254H145ZM172 256V255H171ZM179 256V255H178ZM186 256V255H185ZM208 256V255H207ZM5 257V256H4ZM4 257H2V258H4ZM9 257V256H8ZM15 257V256H14ZM17 257V256H16ZM30 257V256H29ZM33 257V256H32ZM35 257V256H34ZM41 257V256H40ZM53 257V256H52ZM51 257V258H52ZM60 257V256H59ZM58 257V258H59ZM65 257V256H64ZM79 257V256H78ZM101 257V258H102ZM108 257V256H107ZM107 257H105V258H107ZM114 257H116V256H114ZM154 257H156L155 255H154ZM158 257H160V256H158ZM169 257V256H168ZM182 257V256H181ZM198 257V256H197ZM202 257H204V256H202ZM13 258V257H12ZM11 258V259H12ZM21 258V257H20ZM26 258H27V256H26ZM37 258H39V257H37ZM50 258V257H49ZM53 258H55V257H53ZM73 258V257H72ZM81 258V257H80ZM85 258H86V256H85ZM85 258H82V259H85ZM95 258V257H94ZM104 258V257H103ZM104 258V259H105ZM119 258V257H118ZM135 258V257H134ZM139 258V257H138ZM144 258V257H143ZM150 258V257H149ZM167 258V257H166ZM185 258V257H184ZM200 258V257H199ZM205 258H206V256H205ZM208 258V257H207ZM214 258V257H213ZM218 258V257H217ZM15 259V258H14ZM29 259V258H28ZM30 259H32L31 257H30ZM40 259V258H39ZM42 259V258H41ZM47 259H48V257H47ZM56 259V258H55ZM63 259V258H62ZM74 259V258H73ZM72 259V260H73ZM77 259V258H76ZM81 259V260H82ZM92 259V258H91ZM99 259V258H98ZM128 258H126V259H124V260H127ZM137 259V258H136ZM140 259V258H139ZM158 259V258H157ZM168 259V258H167ZM189 259H190V257H189ZM194 259V258H193ZM192 259V260H193ZM219 259V258H218ZM222 259V258H221ZM0 260H1V257H0ZM2 260H4V259H2ZM5 260H6V258H5ZM8 260V259H7ZM19 260V259H18ZM17 260V261H18ZM49 260H51V259H49ZM54 260V259H53ZM65 260V259H64ZM68 260V259H67ZM78 260V259H77ZM87 260V259H86ZM103 260V259H102ZM109 260V259H108ZM116 260V259H115ZM130 260H132V259H130ZM135 260V259H134ZM160 260H161V258H160ZM165 260V259H164ZM185 260V259H184ZM207 260V259H206ZM13 261V260H12ZM16 261V260H15ZM19 261H21V260H19ZM18 261V262H19ZM31 261V260H30ZM33 262H35L34 260H32ZM37 261V260H36ZM40 261V260H39ZM45 261V260H44ZM43 261V262H44ZM48 261V260H47ZM66 261V260H65ZM70 261V260H69ZM83 261V260H82ZM100 261V260H99ZM5 262V261H4ZM8 262V261H7ZM11 262V261H10ZM67 262V261H66ZM123 262V261H122ZM134 262V261H133ZM132 262V263H133ZM137 262V261H136ZM139 262V261H138ZM146 262V261H145ZM172 262V261H171ZM201 262H202V260H201ZM6 263V262H5ZM17 263V262H16ZM24 263V262H23ZM46 263V262H45ZM48 263H50V262H48ZM51 263H53L52 261H51ZM50 263V264H51ZM59 263V262H58ZM65 263V262H64ZM71 263H73V262H71ZM79 263H80V260H79ZM83 263V262H82ZM81 263V264H82ZM85 263H87V262H85ZM100 263V262H99ZM110 263V262H109ZM118 262H116L115 264H117ZM126 263V262H125ZM124 263V264H125ZM129 264H131L130 262H128ZM127 263V264H128ZM175 263V262H174ZM188 263V262H187ZM186 263V264H187ZM191 263V262H190ZM2 264V263H1ZM15 264V263H14ZM31 264V263H30ZM34 264V263H33ZM36 264V263H35ZM44 264V263H43ZM60 264V263H59ZM69 264V263H68ZM101 264V263H100ZM138 264V263H137ZM140 264V263H139ZM157 264V263H156ZM161 264V263H160ZM167 264V263H166ZM169 264V263H168ZM171 264V263H170ZM173 264V263H172ZM177 264H178V262H177ZM189 264V263H188ZM192 264V263H191ZM203 264V263H202Z\"/></svg>", "mask_w": 264, "mask_h": 264}]
</instances>
